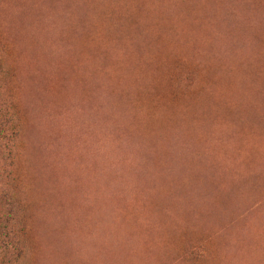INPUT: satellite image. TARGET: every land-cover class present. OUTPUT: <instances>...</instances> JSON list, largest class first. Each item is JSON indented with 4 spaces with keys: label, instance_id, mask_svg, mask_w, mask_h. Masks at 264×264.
<instances>
[{
    "label": "trees",
    "instance_id": "obj_1",
    "mask_svg": "<svg viewBox=\"0 0 264 264\" xmlns=\"http://www.w3.org/2000/svg\"><path fill=\"white\" fill-rule=\"evenodd\" d=\"M31 1V2H30ZM89 1L91 2L92 1V3H89ZM94 1V2H93ZM115 1H117V0H81L80 2H79V4H77L76 5V9L74 10V14L71 16V20H70V22L68 23V25H67V27L66 28H63V42H64V44H65V47H66V49H65V51L63 52V54L62 55H58V56H54V55H49V49H48V51L45 49L46 48V42L45 41H47V40H44V39H41V37H43V35L41 34V32H40V19H39V9H38V11L35 9V7H32L33 5H32V0H0V264H28V262H29V259H28V253H29V251H30V253L31 252H34V260H35V249L37 248L38 250H39V244H38V242H37V240H33V241H31V239H30V231L32 230L33 231V229L35 228V225L34 224H39V220H41V218H40V216H39V214H40V210L41 209H43L44 208V203H46V202H48V199L46 198V193L48 192V190H46V188L47 187H45V185L43 184V182L39 179V176L37 175V173H36V163H35V159H36V157H37V154H38V157H39V159H40V154H39V147L37 146V145H35L34 143H33V139H36L37 137H35V136H37V126L39 125V123H38V121H37V119H36V116H37V114H38V111H40V109L41 108H44V107H47L48 108V106L50 105V100H48V97L47 96H44L43 94H42V92H41V94L39 95V89L36 87H34L31 83H29V81H30V78H28V77H32V80L31 81H33V79H35L34 78V75L37 77L39 74L41 75H39V77L40 78H44V79H46V78H48V76H50L49 74H47L48 73V69L46 68V67H42L41 69L39 68V67H41L40 65H38V64H36L35 63V61L38 59L37 57H39L40 58V56H42V54L43 53H46V54H48V56H47V60H49V58L51 59V62H56V64H57V66L58 65H60V66H63L62 65V62L64 61V60H68L67 62L68 63H70V60L71 61H73V63L74 64H72V67L73 68H71V66H69L66 70H65V72L63 73L64 74V76H63V81L65 82H63V84H62V86H61V88H60V91H59V89H57V91H58V93H62V94H64V93H66L65 91H67V89L70 87V85H72V83H76V86L77 87H79L80 89L82 88V87H87V85H85L86 84V82H89V81H86L87 79H91V74L93 75V73H95L96 71H98V70H100V65L101 66H104L105 68H106V70H110V71H107V74H106V79H107V81L109 82L108 83V85L111 87L112 85V87H113V89H115L116 90V87H115V85H116V82H118V79L120 78V79H123V83L121 84V86H120V89L122 88V91H123V93H122V91L121 92H119V94H120V96H122L124 93H125V91H126V94H124V96H122V100L120 99V98H118L119 100V102L116 100V101H114V102H118V104H119V106L121 105V106H123V104L125 103V105L123 106V107H125L126 109H127V111L129 110L130 112H128L129 113V117H130V120H128L129 118L127 117V121H128V126L131 124V126H133V127H131V128H129L128 127V129H129V131H131V134H133V136H136V138L137 139H141V140H143L144 139V141L146 142L147 141V143L148 144H150V145H155L158 149L161 147V149H159V151H160V153H162V160L161 161H163L164 162V160H165V158L166 157H164L165 155L166 156H168V155H170V153H169V151H168V148H166L167 147V142H169L170 140L169 139H171V138H173L174 136H177V135H181V138H183V136L188 140V142L190 143V144H192V150L193 151H190V152H187V153H182V154H180L179 156H178V158H175L174 157V155L173 156H171V161L172 162H174V159L178 162V165H177V169H176V171L174 172V173H172L171 174V180H170V182L168 181V180H165V179H158V181L160 180V183L157 181V183H156V181H155V185H153L152 187H151V189L149 190V191H147L146 192V195H145V201H144V205L145 204H147V206H150V208H154V212L155 213H153V216H151V214H149V213H146V211L141 207H139L138 205H132L131 203H135L136 201H138V200H140V199H142L141 197L139 198L138 196H137V198L135 199V201L134 200H131V201H129V202H127V203H125V206L124 205H122V204H120L119 205V210H120V216L117 218V221H118V223L119 224H122V225H124V224H134V225H136V224H163V222H164V224H185V222H192L193 220H192V218H191V216L190 215H192V213H191V210H193V207H192V205H191V191H192V189H193V186H194V184L196 183L195 181H198V182H202L203 184H205V186L207 185V179L209 178V175L211 176V175H214V176H218L219 175V177L221 178V179H224V177L226 178L227 176H229V175H231L229 172H227L224 168H223V164H224V161L222 160V159H220V154H222V155H224L225 156V158H229V159H232V150L233 149H229L232 145L231 144H233L235 147L234 148H236L239 152H243V149H244V151L245 152H243V156H242V158H243V160L245 159L246 160V158L247 159H249L250 160V163L248 162L249 160H246L247 162H248V164H247V162L246 163H243V166H244V171L246 172L244 175H245V179L244 180H247V182H245V183H242V184H240V185H236L235 186V182H234V176H230V178L228 179V183H229V185H230V187H229V185L227 186L229 189H228V192H231L230 193V195H232V197L233 196H244L246 193H247V191H253V192H255V191H259V190H262V191H264V176L261 178H259V175L261 174V173H264V163H262V165L260 164V162L259 161H261V160H263L264 161V158L263 159H260L262 156L264 157V138L262 137V136H264V129H263V127H264V117L262 118V116H261V114H264V75L262 74V72L264 71V0H174V2H180L181 4H184V5H186L187 3H188V6L190 7V9L191 10H193V8H196V10L201 14V16L203 17L202 18V27H203V30H204V34L205 35H203L204 37H205V39H194V37L192 36L191 38H186V37H190L191 35H190V29H188V25H186V26H184L185 24H182V25H180V24H178V23H180V21L179 20H177V19H175V18H173L172 17V19H171V17L169 16H166V19H165V21H164V23L167 21V25H164V27L166 26H168V29H170V31H174L175 32V34H176V32H177V34L176 35H178L177 37L174 35V36H172V34L174 33V32H170L169 30H165L166 32H170V34H169V36L170 37H167V35H168V33H166L164 30H163V28L162 29H160L161 31H160V33H158L159 32V29L158 28H161L160 26V24H158L159 22H156L157 24H156V26H155V29L158 31H156L155 29H152V28H154V26L153 25H155V23L152 25V23L154 22V20H152V19H149L150 21H151V25L150 24H147V23H149L148 21H147V19L148 18H150V17H148V18H146V19H144L145 17H146V15L148 14L147 13V11L146 10H144V9H142L141 8V2L142 3H146V0H121V1H119L118 0V2H115ZM128 2L129 3V1H130V3L128 4H126L125 2ZM148 1V0H147ZM182 1V2H181ZM185 1V2H184ZM194 1V2H193ZM204 1V2H203ZM50 2V3H49ZM47 1V4L48 5H50V6H52V3H51V1ZM112 2H113V4H112ZM136 2H138V3H136ZM197 2V3H196ZM207 2V3H206ZM27 3V4H26ZM29 3V4H28ZM116 3V4H115ZM136 3V4H135ZM202 3V4H201ZM263 3V4H262ZM94 4H95V6H94ZM108 4V5H107ZM110 4V5H109ZM115 4V5H114ZM138 4H140L139 5V9H138ZM27 5V6H26ZM100 5V6H99ZM104 5H106V7L108 8H106ZM111 5L113 6V7H111ZM194 5V6H193ZM198 5V6H197ZM200 5V6H199ZM201 5H202V7H201ZM209 5H211V6H209ZM193 6V7H192ZM196 6V7H195ZM212 6H214V7H212ZM32 7V8H31ZM81 7H82V10H81ZM100 7V9H98ZM105 7V8H104ZM207 7H208V9H207ZM25 8V9H24ZM77 8H79V9H77ZM219 8V9H218ZM109 9H112V10H109ZM115 9V10H114ZM203 9V10H202ZM206 9V11H204ZM226 9V10H225ZM77 10V11H76ZM140 10H143V11H146V12H143L142 11V14L145 16H142V17H144L143 19L144 20H146V25H145V21H142L141 22V20L140 19H142V17L139 15L141 12H140ZM214 12H213V11ZM251 10V11H250ZM107 11V12H106ZM111 11V13H109ZM223 11H224V13H223ZM23 12V13H22ZM38 12V13H37ZM77 12V13H76ZM22 13V14H21ZM107 13H109V15H107V16H105ZM147 13V14H146ZM215 13V14H214ZM230 13V14H229ZM233 13V14H232ZM33 14H35V15H33ZM141 14V15H142ZM154 14L155 13H153V16H154ZM204 14H205V16H204ZM227 14H228V16H231V15H233L232 17H227ZM112 15V16H111ZM135 15H137V18H134V16ZM208 15V16H207ZM214 15V16H213ZM222 15H223V17H222ZM17 16V17H16ZM35 16V17H34ZM38 16V17H37ZM76 16V17H75ZM105 16V18H103V17ZM108 16H109V19H110V22H109V19H108ZM147 16H151V12H149V14L147 15ZM211 16V17H210ZM218 16L219 17H221V18H218ZM257 16V17H256ZM83 17V18H82ZM133 17V18H132ZM170 19V20H167L168 18ZM225 17H226V19H225ZM234 17H235V19H234ZM15 18V19H14ZM22 18V19H21ZM77 18V19H76ZM78 18H79V20H78ZM95 18V19H94ZM97 18V19H96ZM99 18L101 19V20H103V23H101L102 21L101 20H99ZM130 18H132L133 19V21H132V19H130ZM140 18V19H139ZM211 18H212V20H211ZM229 18H231V19H229ZM246 18V19H245ZM250 18H252V19H250ZM34 19H36V20H34ZM136 19L137 20H139V21H136ZM208 20V21H206V20ZM210 19V20H209ZM219 19H220V21H219ZM225 19V20H224ZM229 19V20H228ZM237 19V20H236ZM240 19V20H239ZM242 19H244L245 20V22H244V20L242 21ZM17 20V21H16ZM20 20H21V22H20ZM96 20H97V22H96ZM203 20H204V22H203ZM215 20V21H214ZM217 20H218V22H217ZM237 22H236V21ZM28 21V22H27ZM73 21H74V23H73ZM99 21V22H98ZM108 21V22H107ZM129 21H130V25H129ZM134 21H136V24H140L139 26L138 25H136V27H135V25L133 26V24H135V22ZM168 21H170V22H172V25L174 26V24H173V22L174 23H177L178 24V26L175 24V26L174 27H172V25H169L168 23H170V22H168ZM179 21V22H178ZM206 21V22H205ZM231 21V23L232 24H234V26H232V24L230 23V25H229V22ZM26 22H27V24H26ZM30 22H32L31 24H30ZM34 22H35V24H34ZM90 22H92V25H91V23ZM132 22H134L133 24H132ZM138 22V23H137ZM141 22V23H140ZM87 23H88V26H87ZM113 24V28H114V26L116 25V29H117V31L116 30H113V28L112 27H110V25L111 24ZM122 23V24H121ZM123 23H126V24H123ZM205 23V24H204ZM221 23H222V25H221ZM242 23V26H241V28H240V24ZM29 24V25H28ZM34 24V25H33ZM71 24V25H70ZM109 24V26H107ZM141 24H142V27H140L141 26ZM171 24V23H170ZM245 24V25H244ZM252 24V25H251ZM36 25V26H35ZM73 25H75V26H73ZM101 25V26H100ZM123 25H125V26H123ZM144 25V26H143ZM180 25V26H179ZM217 25V26H216ZM239 27H238V26ZM28 26V27H27ZM77 26V27H76ZM108 27V28H106L105 30L106 31H108V32H105V30H104V28L105 27ZM150 26H151V31H149L148 29L150 28ZM157 26H159V27H157ZM169 26H170V28H169ZM179 27L178 29H176L175 27ZM181 26H183L182 27V29H183V31H185L186 32V35H185V33L182 31V32H180V28H181ZM211 26V27H210ZM245 26H247L246 28H245ZM254 26V27H253ZM27 27V28H26ZM29 27L31 28V29H29ZM36 27V28H35ZM73 27V29H70V28H72ZM90 27H92V28H90ZM118 27H120V28H122V29H120V30H127V31H125V32H121L119 29H118ZM137 27L140 29V31H138L137 30ZM145 27H148V28H145ZM162 27H163V25H162ZM212 27H214V29L212 28ZM217 27H218V29H217ZM236 27H237V29H236ZM33 28V29H32ZM80 28H81V30H80ZM111 28V29H110ZM114 28V29H115ZM125 28H127V29H125ZM132 28V35L129 33L130 31V29ZM135 28V29H134ZM145 28V29H144ZM171 28H172V30H171ZM173 28H175L177 31H175V29H173ZM243 28H245L246 30H245V33H243ZM23 29V30H22ZM24 29H25V31H24ZM27 29V30H26ZM100 29H101V31H100ZM108 29V30H107ZM129 29V30H128ZM147 29V30H146ZM165 29V28H164ZM181 29V30H182ZM209 29H210V31H211V33H209L210 31H209ZM229 31H228V30ZM20 30V31H19ZM76 30V31H75ZM90 30V31H89ZM92 30V31H91ZM97 30H98V32H97ZM110 30V31H109ZM114 31V32H112V36H111V31ZM136 30H137V32L138 33H140L139 35H141V39L143 40L144 39V41H142L141 39H138L139 37V35H134V34H136L135 32H136ZM143 30H146L145 32H143ZM152 30H155V31H152ZM179 30V31H178ZM216 30V31H215ZM236 30V31H235ZM254 30H255V32H254ZM32 31V32H31ZM78 31V32H77ZM83 31L85 32V33H83ZM104 31V32H103ZM129 31V32H128ZM149 31V32H148ZM162 31H164V37H161L162 35H161V33H162ZM218 31V32H217ZM221 31H222V33H221ZM24 32V33H23ZM69 32V33H68ZM95 32V33H94ZM104 34H103V33ZM127 32V33H126ZM134 32V33H133ZM180 34H179V33ZM253 32H254V34H253ZM259 32V33H258ZM27 33H30V34H27ZM39 33L41 34V35H39ZM68 33V34H67ZM110 33V34H109ZM113 33H121V34H123L124 36H122L121 37V39H119L120 38V34L118 35V34H113ZM127 35H126V34ZM145 35H147V33H152V35L150 34V35H147V36H145V37H142L144 34ZM153 33H156L155 35H156V37L159 35V37L161 38V39H163L164 38V40L165 39H167L166 41H172V45L174 46V47H172L171 46V49L173 50V51H176L177 52V50L175 49L176 47L175 46H177V48L179 47L177 44H175V42H180L179 40H184L182 43H185V44H190L191 45V47H190V49L188 48L189 47V45H181V46H184V48H185V50H184V48L182 49V47L178 50V54H173L172 53V55L171 56H173V55H178V56H176V57H178V58H175V56H173L172 58H175L176 60L178 59V61L177 62H174L173 63V60L174 61H176L175 59H172L170 56H167V55H170V54H168L169 53V51L168 52H165V51H163V52H165V53H161V56H160V51L158 50V53H156V50L158 49L157 48V46L155 45V53H156V56H155V54H154V52H152V51H154V50H152V48H154L152 45V43H154L153 42V37L152 36H155ZM188 33H189V36H188ZM216 34V38L218 37V36H221L222 38H220V39H218L217 38V40H218V42L219 43H217V40L214 38V36H215V34ZM224 33H225V35H224ZM232 33V34H231ZM36 35V36H38V40H36L35 42H37V44H38V47H37V49H39V47H40V49H39V51L37 50V52H39L38 53V55H36V49H34L35 47H33L32 45H33V36L32 35ZM163 34V33H162ZM217 34H218V36H217ZM246 34V35H245ZM18 35V36H17ZM22 35V36H21ZM64 35H66V37H64ZM71 35V36H70ZM78 35V36H77ZM107 35H109V36H107ZM113 35H114V38H113ZM115 35H116V40L114 41V39H115ZM126 35V36H125ZM180 35L183 37H180ZM186 37H185V36ZM32 36V37H31ZM132 36H136L137 38H133V42L134 41H137V39H138V42H137V44H135V42H134V44L136 45V47H134L132 44H133V42H132ZM166 36V37H165ZM227 36V37H226ZM75 37V38H74ZM119 37V38H118ZM127 37H130L129 39L127 38ZM149 37H151V39L149 38ZM171 37H172V39L173 40H176V41H173L172 39H171ZM173 37H176V38H178L179 37V40H177L176 38L174 39ZM235 37V38H234ZM242 37V38H241ZM27 38V39H26ZM66 38V39H65ZM69 38H70V40H69ZM111 38V39H110ZM118 38V39H117ZM122 38H125L124 40L122 39ZM150 39L148 42L150 43H147V41H146V39ZM180 38H182V39H180ZM186 38V39H185ZM203 38V37H202ZM230 38V39H229ZM252 38V39H251ZM17 39V40H16ZM103 39L105 40V42L103 41ZM106 39H108V42H110V43H108L107 41H106ZM134 39H136V40H134ZM169 39V40H168ZM191 42V40L193 41V43H195V42H203L202 44V48H208V50H207V48L206 49H201L202 51H200L201 53L200 54H203V55H201V56H199L198 54H199V52L197 53L196 51L198 50V48H197V46L194 44V49H192V47H193V43L191 42H189L188 40ZM210 39L213 41V43L211 44L210 42ZM244 39V40H243ZM42 40V41H41ZM69 40V41H68ZM74 40V41H73ZM76 40V41H75ZM77 40H78V42H77ZM101 40V41H100ZM110 40V41H109ZM113 40V41H112ZM119 40V41H118ZM121 40L123 41V42H121ZM129 40V41H128ZM131 40V41H130ZM143 42H141V41ZM187 40V41H186ZM205 40L207 41V43L208 44H206L205 43ZM216 40V43L214 42ZM220 40V41H219ZM239 40V41H238ZM70 41L72 42V45L70 44ZM119 42V43H116L115 44V42ZM128 41V43L130 42H132L131 44L129 43H127V45H129V46H131L132 48H129V47H126V46H124L125 48H123L122 46L123 45H121V44H124V45H126L124 42H127ZM210 41V42H209ZM227 41H228V44H227ZM254 41V42H253ZM39 42V43H38ZM42 42V44H40ZM75 42L76 43H78V46H74V44H75ZM100 42V43H99ZM103 42V43H102ZM108 44H107V43ZM121 42V43H120ZM144 42H146L145 44H146V46H144L145 44H144ZM180 42V43H181ZM189 42V43H188ZM238 42V43H237ZM245 42H246V44H245ZM26 43V44H25ZM71 45V46H73L72 48H71V46H68L67 47V45H69V44ZM74 43V44H73ZM80 43V44H79ZM102 43V44H101ZM115 44V47L116 48H119L118 49V51L121 53V55L124 57V60L126 59V57L128 56V55H130V56H128L127 58H129V60L127 59L126 60V62H128V61H130L129 63H125L124 62V64H123V66L121 67V63H123V61L124 60H122L121 58V60H119V56H121L120 54H118L119 52L118 51H116L117 49L116 48H114V46H112V45H114ZM140 43V44H139ZM171 43V42H170ZM180 43H178V44H180ZM181 43V44H182ZM220 43H222L221 45H219L218 46V44H220ZM229 43H231L230 45H229ZM242 43V44H241ZM251 44L250 46H249V44ZM253 43V44H252ZM45 44V45H44ZM67 44V45H66ZM84 44V45H83ZM105 44V45H104ZM118 44H120L121 46H119ZM141 44H144V45H141ZM149 44V45H148ZM152 44V45H151ZM206 44V45H205ZM213 44L216 46L215 48L219 51V55H220V59H222V57H223V59H225L223 62V64H222V62H221V60H219V56H218V52H217V54L215 53V51H217L216 49L213 51V50H211V47H208V46H211L212 45V49L214 48V46H213ZM224 44V45H223ZM235 44V45H234ZM245 44V45H244ZM12 45V46H11ZM26 45V46H25ZM44 45V46H43ZM75 45H77V44H75ZM79 45H81L82 47H83V49H81V50H79L80 49V47H79ZM94 46V48H92V47H90V46ZM103 45V46H102ZM109 45H111L115 50L114 51H112L113 50V48H111V47H109ZM116 45H118V46H116ZM226 45V46H225ZM229 45V46H228ZM237 45V46H236ZM248 45V46H247ZM254 47H253V46ZM107 46H108V48H107ZM142 46V48L140 49V47ZM188 46V47H187ZM205 46V47H204ZM218 46V47H217ZM221 46H223L222 48H221ZM239 46V47H238ZM242 46H243V49H242ZM13 47V48H12ZM15 47V48H14ZM78 47H79V49H78ZM120 47H122V48H120ZM144 47H145V49H144ZM147 47H149V48H147ZM219 47H220V49L222 50H220L219 49ZM227 47V53H223V51H225V48ZM252 48V50L251 49H249V48ZM21 48V49H20ZM27 48V49H26ZM42 48V49H41ZM48 48H49V46H48ZM73 48H76L75 49V51L73 50ZM109 48H111L110 50H109ZM128 48V49H127ZM134 48L135 49H137V50H135V52H137L138 53V50H139V53L137 54V53H135L134 54V59H136L135 58V56L138 58V59H140V57L139 56H143L142 58V60L143 61H141V62H143V63H140L139 65H138V70L135 68V66H134V64L138 61L137 59L134 61V59L132 58V52H130L131 54H129V50H133L134 51ZM151 48V50H149ZM157 48V49H156ZM174 48V49H173ZM188 48V51L186 50ZM197 48V49H196ZM246 48V49H245ZM247 48H248V50H247ZM255 48H257L256 50H255ZM29 49V50H28ZM71 49V50H70ZM79 50V54H78V52H76V51H78ZM87 49V50H86ZM90 49V50H89ZM95 49V50H94ZM120 49H121V51H120ZM122 49H124L123 50V53H122ZM146 49H147V51H149V53L146 51ZM171 49H170V51H171ZM196 49V50H195ZM200 49V48H199ZM233 49H234V51H233ZM238 49V50H237ZM14 50V51H13ZM70 50V51H69ZM73 50V52L71 53V51ZM93 50V51H92ZM126 50V52H124ZM131 50V51H132ZM142 52H141V51ZM145 50V52H143ZM185 53V51H187L186 52V54L188 53V55L187 56H191V57H188V60H186L187 58V56H185V54L184 53H182V51ZM189 50L191 51L192 50V53L193 54H191L190 52H189ZM193 50H195V51H193ZM204 50V51H203ZM206 50H207V52H206ZM229 50V51H228ZM235 50H236V52L239 54V57L241 56V58H243L242 60L241 59H239L240 61H238V59L237 58H239L238 57V54L235 52ZM240 50V51H239ZM244 50V51H243ZM246 50H247V52H246ZM24 53H23V52ZM41 51V52H40ZM83 51H85V54H84V52ZM172 51V52H173ZM199 51V50H198ZM211 51V52H210ZM243 52V53H239V52ZM252 51V52H251ZM260 51V52H259ZM66 52V53H65ZM111 52H113V53H111ZM119 55H117L116 57L118 58H116V57H114L115 55H116V53ZM150 52H152V53H150ZM162 52V51H161ZM194 52H195V56H194ZM202 52H204V53H202ZM209 52V53H208ZM213 52L215 53V54H213ZM230 52H234L233 54L232 53H230ZM259 52V53H258ZM20 55H19V54ZM67 53L69 54V55H67ZM75 53V54H74ZM89 53V54H88ZM102 53H105V54H102ZM108 53H109V55H108ZM143 53V54H142ZM144 53L147 55V56H149V57H146V55H144ZM148 53V54H147ZM167 53V54H166ZM171 53V52H170ZM175 53V52H174ZM220 53H222V54H224V55H222V54H220ZM231 54L230 55V57L228 58V56H229V54ZM236 53V56L234 55ZM252 53V54H251ZM263 53V54H262ZM15 54V55H14ZM17 54V55H16ZM33 54H35V55H33ZM41 54V55H40ZM73 54V55H72ZM79 55L80 57H81V55L83 56V57H79V56H77V55ZM93 54V55H92ZM114 54V55H113ZM127 55V56H124V55ZM153 54V55H152ZM183 54L184 55V57L186 58L185 60H186V62H185V60H184V58L182 59V57H183V55L181 56V55ZM204 54L205 55H207V56H205V57H207V58H209V60H206V58H204V57H202V56H204ZM209 54H210V56H209ZM227 54V56H225ZM12 55H13V57H12ZM22 55V56H21ZM25 55V56H24ZM66 55V56H65ZM71 55V56H70ZM103 55H105V56H103ZM108 55V57L106 58V56ZM139 55V56H138ZM150 55H152V56H150ZM166 55V56H165ZM197 55L199 56V57H201L202 59L200 60L199 59V57L197 58ZM211 55L213 56L212 58H211ZM234 55V56H233ZM243 55H244V57H243ZM250 55H252V56H250ZM256 55H258V57L257 58H255L256 57ZM17 56V57H16ZM36 56V57H35ZM51 56V57H50ZM76 56V57H75ZM90 57V59H89V57ZM103 56V57H102ZM111 56H113L114 57V59H111V58H113V57H110ZM121 56V57H122ZM153 56H155V58L156 59H160V57H161V59L159 60V61H157L156 62V59L153 57ZM157 56H160V57H157ZM163 56V57H162ZM192 56H194V58L192 57ZM209 56V57H208ZM235 57V58H233V57ZM247 56V57H246ZM249 56V57H248ZM30 57H34V62H32L31 61V59H30ZM53 57H55V58H53ZM79 57V58H78ZM88 57V58H87ZM100 57V58H99ZM102 57V58H101ZM122 57V58H123ZM130 57H131V59H130ZM146 57V58H145ZM154 58L155 60H153L152 58ZM165 57V58H164ZM181 57V58H180ZM216 57H218V59L216 58ZM225 57V58H224ZM28 58V59H27ZM53 58V59H52ZM60 58H62V59H60ZM64 58V59H63ZM70 58V59H69ZM74 58V59H73ZM83 58V59H82ZM104 58H106V61H105V59ZM149 58L150 59H152V60H150V62H151V64L152 65H155V68L154 69H152V71L154 70L155 71V69H156V67L158 66V68L156 69V73H157V71H158V69H159V71H160V69L162 68V69H164L165 70V73H164V75L165 76H169V77H165V78H168L166 81H165V78H164V76L163 77H160V76H158V73H157V76L155 77V74L152 72V74H154V77L156 78H154L153 79V75L151 74L150 75V73H151V68L153 67H150L151 66V64H149ZM164 58V59H163ZM171 58V60L170 61H172V62H170V61H168L169 59ZM191 58V59H190ZM260 58V59H259ZM26 59V60H25ZM57 59H58V63H60V64H58L57 63ZM98 59L100 60V59H104L103 61H104V63H103V65H102V61L100 60V61H98ZM107 59H109L110 61H107ZM116 59V60H115ZM148 59V60H147ZM165 59H166V61H165ZM181 59V60H180ZM190 59V60H189ZM222 59V60H223ZM231 59H233V62L231 61ZM249 59H251V60H249ZM259 59V60H258ZM17 62H16V61ZM21 60V62H19ZM24 60V61H23ZM47 60H45V61H47ZM53 60V61H52ZM61 60H63V61H61ZM75 60V61H74ZM76 60H77V62H76ZM118 60H119V63L117 64V65H120L119 67H121V68H117L118 66L117 65H115V66H113L114 64H115V62H118ZM132 60V61H131ZM191 60H193L194 62H192ZM196 60H198V61H196ZM212 60V61H211ZM218 60V61H217ZM247 60V61H246ZM27 61H28V63L29 64H27ZM111 61H112V66L111 65H107V64H110L111 63ZM120 61H121V63H120ZM145 61V62H144ZM153 61V62H152ZM161 61V63H159V65H156V63H158V62H160ZM167 61L169 62V63H167ZM182 61V62H181ZM206 61V62H205ZM228 61V62H227ZM237 61V63H235ZM252 63H251V62ZM23 62V63H22ZM76 62V63H75ZM82 62V63H81ZM132 62V63H131ZM146 62H148V63H146ZM155 62V63H154ZM163 62H165V64H167L166 66H163V65H165ZM180 62H181V64H180ZM190 62V63H189ZM192 62V63H191ZM198 62V63H197ZM208 62H210V63H212L213 62V64H220L219 66L220 67H222V69H224V71L227 69V68H229L230 66H232L233 64V67L231 68H229V69H227L226 71H228V73L229 72H231L230 73V75L232 76V78L230 77L229 78V80H231L233 83H231V81L229 82V84H220L219 82H218V80L217 79H215L214 77H216V76H213L212 77V79L211 78H209L208 79V76H207V74H208V72H209V65H208ZM243 62H245L244 64H242ZM247 62V63H246ZM249 62V63H248ZM257 62V63H256ZM19 63V64H18ZM25 63V64H24ZM78 63H80V64H78ZM101 63V64H100ZM114 63V64H113ZM134 63V64H133ZM154 63V64H153ZM172 63H173V65H172ZM185 63H188V65H186ZM194 63V64H193ZM195 63H197V64H195ZM201 63H203L201 66H200V64ZM228 63V64H227ZM229 63H232V64H229ZM241 63V64H240ZM17 65V67H16V65ZM37 65L38 67V69H40L39 71H37L38 72V74H37V72H35L34 71V65ZM88 64V65H87ZM131 65V66H134V67H132V72L131 73H133L134 72V69H135V72L132 74L133 76H134V74H136V76L137 75H141V84L138 82V80H140V79H138V77L139 76H135V78L134 77H132L131 76V73H130V68H131V66H129L128 67V65ZM142 64H144V66L142 67ZM149 65L148 67L146 66V65ZM183 64V65H182ZM226 64V65H225ZM237 64V65H236ZM239 64V65H238ZM248 64H249V66H248ZM251 64H253L252 66H256V65H259V64H261V65H259V66H256V68L254 67H251ZM254 64H256V65H254ZM22 65V66H21ZM74 65H76L75 67H74ZM98 65V66H97ZM140 65H141V67L143 68V69H139L140 68ZM160 65L161 66H163V67H161V68H159L160 67ZM206 65V66H205ZM229 65V66H228ZM21 66V67H20ZM44 66V65H43ZM82 66V67H81ZM107 66V67H106ZM110 68H114V67H116V68H114L115 70H116V72H115V70L113 71V72H115V73H111V71H112V69H110ZM168 66V67H167ZM235 66V67H234ZM238 66L240 67L239 69H241V71L239 72L238 70V72L236 71V69L238 68ZM244 66L246 67L247 66V68H244ZM261 66V67H260ZM14 67V68H13ZM20 67V68H19ZM64 67V66H63ZM98 67V68H97ZM145 67H146V69H148V71L145 69ZM165 67V68H164ZM167 67V68H166ZM170 67H172V69L170 68ZM225 67H227V68H225ZM237 67V68H236ZM250 67V68H249ZM258 67L260 68V69H258ZM27 68V69H26ZM32 68V69H31ZM71 68V69H70ZM85 69V71H83L84 69ZM96 68V69H95ZM125 68V69H124ZM149 68H150V71H149ZM236 68V69H235ZM253 69V70H251V72L249 73V69ZM43 69V70H42ZM44 69H46V70H44ZM69 69L70 70H73L72 72H71V74L69 75V76H72L71 78L70 77H68V79H67V75H68V73H67V71H69ZM119 69V70H118ZM122 69V70H121ZM123 69H124V71H123ZM126 69H127V71L129 72L128 73V75H127V77H126V74H127V72H125L126 71ZM171 71H169V70ZM175 69V70H174ZM235 69V70H234ZM255 69H256V71H255ZM262 69V70H261ZM29 70H31L32 72H30ZM91 70V71H90ZM95 70V71H94ZM141 70H143V72H145L146 71V73L148 72V74H146V76H148V77H150L152 80H153V85L155 86H157V90L158 91H160V89H161V94L158 92V91H155L156 90V87H154L151 83H152V81H151V79L150 78H148V79H146V77L144 78V80L142 81V77L144 76L143 74L144 73H140V72H142ZM145 70V71H144ZM168 70V71H167ZM248 72H247V71ZM259 70V71H258ZM42 71V72H41ZM93 71V72H92ZM117 71H119V72H117ZM122 71V72H121ZM173 71V72H172ZM177 71V72H176ZM225 71V72H226ZM237 72V73H239V74H237L236 75V73H235V75H233L234 74V72ZM243 71V73H241ZM13 72V73H12ZM34 72V75L32 74ZM40 72V73H39ZM45 72V73H44ZM47 72V73H46ZM74 72V73H73ZM78 72V73H77ZM82 72V73H81ZM90 72H92V73H90ZM167 72H169L170 73V75H169V73H167ZM174 72L176 73V74H174ZM253 72V73H252ZM258 72H260V74H258L259 76H260V78L259 77H257L258 75H256ZM22 73H23V75H22ZM36 73V74H35ZM76 73V76L74 75ZM110 73L113 75H110ZM138 73V74H137ZM167 73V74H166ZM207 73V74H206ZM246 74V73H249V74H252V75H250L251 77L252 76H255V79H254V77L253 78H250V76H248V75H246V77H243L242 76V74ZM264 73V72H263ZM67 74V75H66ZM81 74V75H80ZM89 74H90V76H89ZM116 74V75H115ZM241 74V75H240ZM18 75V76H17ZM26 75H27V77H26ZM29 75V76H28ZM53 75V74H52ZM66 75V76H65ZM84 75V76H83ZM88 75V76H87ZM94 75H97V76H99L98 74H94ZM115 75V76H114ZM143 75V76H142ZM150 75V76H149ZM261 75H263L262 77H261ZM20 76V77H19ZM46 76V77H45ZM85 76H87L86 77V80H85ZM122 76V77H121ZM236 76V77H235ZM247 76H248V79H246L247 78ZM80 78V80H79V78ZM113 77V78H112ZM119 77V78H118ZM129 77V78H128ZM131 77L133 78V79H131ZM160 77V78H159ZM172 77V78H171ZM240 77H241V79L242 80H240ZM20 78V79H19ZM27 80H26V79ZM70 78V79H69ZM75 78H77V79H75ZM116 78H118V79H116ZM158 78H159V80H161V78H163L162 79V83L164 84L165 82V84L163 85V84H160L161 82H159V80H158ZM170 78V79H169ZM234 78V79H233ZM19 79V80H18ZM23 79V80H22ZM25 79V80H24ZM65 79V80H64ZM113 79V80H112ZM127 79V84L125 85L124 83H126L125 82V80ZM134 79H136L137 80V82H136V80H134ZM150 79V80H149ZM235 79H237V80H235ZM244 79H245V81H244ZM249 79H253V80H251V81H249ZM258 79V80H257ZM69 80H70V82H69ZM84 80V81H83ZM129 80H130V83L131 82H133V83H131V84H133V87L136 85V84H138L139 83V85H141L142 86V84L144 85L143 87H141V88H143V89H145V91H143V89H141V88H139L137 85H136V89H134L132 92H134L133 94L131 93V90L133 89V88H131L130 86H131V84L129 85L128 83H129ZM132 80H134V81H132ZM146 80V81H145ZM148 80V81H147ZM164 80V81H163ZM171 80V81H170ZM255 80H257V81H255ZM14 81V82H13ZM25 81V82H24ZM68 81V82H67ZM155 81H157V82H155ZM170 81V82H169ZM172 81H174V82H172ZM208 81V82H207ZM214 81V82H213ZM237 81H240V82H238V84H237ZM247 81V82H246ZM260 81V83H258L259 85L257 86V82H259ZM29 83V85H28V83ZM67 82V83H66ZM77 82H79V83H77ZM145 82V83H144ZM148 82L150 83V84H148ZM159 82V83H158ZM236 82V83H235ZM246 83V84H244V86H243V83ZM16 83V84H15ZM23 83H26V85H27V87H25L24 88V86H23ZM34 83V82H33ZM147 83V84H146ZM157 83V84H156ZM169 83V84H168ZM176 83V84H175ZM206 83H207V85H206ZM209 83V84H208ZM252 83V84H251ZM22 84V85H21ZM112 84V85H111ZM135 84V85H134ZM160 84V85H159ZM168 84V85H167ZM178 84V85H177ZM219 84V85H218ZM249 84H251V85H249ZM19 85V86H18ZM21 85V86H20ZM126 86V87H124L123 88V86ZM147 85V86H146ZM166 85L168 86V87H166ZM171 85V87H169ZM209 85V86H208ZM245 85H247V86H245ZM18 86V87H17ZM30 86V87H29ZM82 86V87H81ZM129 86V87H128ZM149 86V87H148ZM151 86H153L154 88H155V90H154V88L153 87H151ZM159 86H162L163 87V89L162 88H159ZM165 86V87H164ZM205 86L207 87V88H205ZM217 86V87H216ZM220 86V87H219ZM224 86V87H223ZM235 86H237V87H235ZM248 86H250V87H248ZM42 87H44V86H42ZM59 87H60V84H59ZM63 87V88H62ZM111 87V88H112ZM127 87H128V89H127ZM137 87L140 89V90H142V94L143 93H145V94H143V95H145L144 97H142V94H141V92H140V90L138 91L137 90ZM148 87V88H147ZM150 87L151 88H153V90L151 89V93L153 94V97H152V101L150 102V100H149V98L151 99V97H147V95H151V93H150V91L148 92V89L150 90ZM176 87H178V88H176ZM223 87V88H222ZM228 87V88H227ZM236 89H238V90H236ZM247 87V88H246ZM254 87H256V89L258 90V92H259V94H258V92H257V90L255 91L254 90ZM20 90H19V89ZM29 88V89H28ZM65 88V89H64ZM135 88V87H134ZM147 88V89H146ZM159 88V89H158ZM167 88H169V89H167ZM173 89V91L175 92H173V93H170V92H172V89ZM210 88V89H209ZM211 88H212V90H211ZM220 88V89H219ZM224 88H225V90H224ZM34 89V90H33ZM38 91H37V90ZM44 89H46L45 87L43 88V90ZM61 89H62V91H61ZM63 89H64V91H63ZM126 89V90H125ZM129 89H131V90H129ZM166 89H167V91H166ZM209 89V91H207ZM222 89V90H221ZM242 89V91H244V92H246V93H244V94H242V91H240V90ZM251 89V90H250ZM261 89H262V91H261ZM125 90V91H124ZM130 91L129 93L127 92V91ZM135 90H137L139 93V95L138 94H136L135 92ZM147 90V91H146ZM177 92H176V91ZM206 90V91H205ZM217 90V91H216ZM223 91V92H221V91ZM227 90V91H226ZM28 91V92H27ZM30 91V92H29ZM36 92V98H35V96L33 97V95H32V93L31 92ZM45 91V90H44ZM153 91V92H152ZM163 91V92H162ZM204 91V92H203ZM211 91H213V93L211 92ZM240 91V92H239ZM26 92V93H25ZM146 92H148V93H146ZM159 94H157V93ZM203 92V93H202ZM217 92V93H216ZM220 92V93H219ZM237 92H239V93H237ZM255 92V93H254ZM150 93V94H149ZM157 94V96H156V94ZM169 93V94H168ZM205 93H207L206 94V97H208V95L210 94V93H212V95L210 94V97L209 98H211L212 99V101L211 102H207V101H210V100H208V99H206V97H205ZM219 93V94H218ZM221 93H222V95H221ZM230 93V94H229ZM235 93V94H234ZM237 93V94H236ZM249 93V94H248ZM128 94L129 95H131V97H129L128 96ZM147 94V95H146ZM176 94V95H175ZM200 94H202V96L200 95ZM239 94V95H238ZM242 94V95H241ZM46 95V94H45ZM157 97V99H156V97ZM167 95H169V97L168 98H166V96ZM178 95V96H177ZM220 95H221V97H220ZM231 95V96H230ZM238 95V96H237ZM258 95V96H257ZM259 95H262V97H259ZM20 96V97H19ZM21 96H22V98H21ZM23 96H24V98H23ZM132 96H135L134 97V100H133V97ZM142 97V100L141 99H139V98H136V97ZM159 96L161 97L162 96V99L161 98H159ZM165 96V98H163ZM170 96H171V99H173L174 98V103L175 104H173L172 103V105L170 104V102H172L173 100H171V99H169L170 98ZM191 96H195V97H192L191 98ZM223 96H224V98H223ZM237 96V97H236ZM244 96V97H243ZM249 96V97H248ZM251 96V97H250ZM254 96V97H253ZM28 97H29V99H28ZM43 97V98H42ZM60 97H62V96H60ZM124 97V98H123ZM128 99H127V98ZM140 97V98H141ZM146 97H147V99H146ZM181 98V102H180V100L179 101H177V99H180ZM198 97H200V98H198ZM228 97H230V99L228 98ZM233 97V98H232ZM247 97V98H246ZM41 98V99H40ZM129 98L131 99V100H129ZM258 98V99H257ZM35 99V100H34ZM46 99V100H45ZM125 99H127V100H125ZM136 99V100H135ZM146 99V100H145ZM159 99V100H158ZM169 99V102L168 101H165V100H168ZM183 99H185L184 101H183ZM196 100L197 102L196 103H194V102H192L191 100ZM199 99H200V101H199ZM222 99H224V100H222ZM228 99V100H227ZM256 100V102H254L255 100ZM263 100V102H262V100L259 102L258 100ZM27 100H31L30 102L29 101H27ZM34 100V101H33ZM136 101L135 103H136V107H135V105L133 104L134 102H131L132 103V105H130V102L129 101ZM138 100H141V101H139L140 103V105L139 106H141V102H142V105H143V103H144V105H143V107L141 106V108H143V109H139L138 110V108H140L139 106H137L138 105ZM145 100V101H144ZM164 100V101H163ZM171 100V101H170ZM188 100H189V102H188ZM202 100H205V101H202ZM220 100V102L222 101V102H225L226 101V103L224 104V105H221V107L219 106V107H217V108H215L216 106H218L217 104H215V101H219ZM246 100V101H245ZM38 101V102H37ZM40 101V102H39ZM43 103H42V102ZM126 101V102H125ZM129 103H128V102ZM158 101L160 102V105H159V103H158ZM163 101V102H162ZM183 101V102H182ZM187 103H186V102ZM190 101H191V103H192V105L190 104ZM202 101V102H201ZM252 101V102H251ZM25 102V103H24ZM49 104H48V103ZM113 102V103H114ZM122 102V103H121ZM146 102H148L147 103V105L149 104V106H147L145 103ZM151 103V106L153 107V109H149V107L151 108V106H150V103ZM152 102H154V103H158V105L157 104H154V103H152ZM228 102H229V104H228ZM244 102H246V103H244ZM258 103V105L259 106H257V104L255 105V104H252V103ZM37 103V104H36ZM46 103H47V105H46ZM129 104L128 105V107L129 108H127V104ZM163 103H165V104H163ZM166 103H168V104H166ZM179 103H185V105L184 104H179ZM194 103V104H193ZM198 103V105H200L199 107H197V108H199V109H197L196 108V104ZM200 103H202L203 105L205 104H207L206 106H202ZM209 103H213V104H210V106H209ZM262 103V104H261ZM161 104H163L162 106H161ZM180 106H179V105ZM188 104H190V105H188ZM214 104H215V106H214ZM242 104V105H241ZM246 104H248L247 105V107H245L246 106ZM261 104V105H260ZM34 105V106H33ZM146 105V106H145ZM154 105L156 106V109L157 110H155V107H154ZM167 105V106H166ZM171 105V106H170ZM174 105V106H173ZM187 105H188V107H187ZM212 105V106H211ZM255 105V106H254ZM27 106V107H26ZM28 106H32L31 108H29ZM173 106V107H172ZM177 106H179V107H177ZM181 106H183V107H181ZM191 106V107H190ZM209 106V107H208ZM223 106H225V107H223ZM230 106V107H229ZM23 107V108H22ZM131 107V108H130ZM138 107V108H137ZM157 107H159V108H157ZM163 107V108H165L166 109V114L167 115H169V116H167L166 115V120H164L165 119V117L163 116L164 114H165V109H164V111H163V108L161 109V108ZM180 107H181V110H180ZM187 109H186V108ZM190 107V108H189ZM194 108V110H192L193 108ZM202 107V108H201ZM206 107H208L207 109H206ZM212 107V108H211ZM226 107H228V109L229 108H231V110H228L227 111V108ZM251 107V108H250ZM259 107V108H258ZM261 107H263V108H261ZM124 108V109H125ZM137 108V109H136ZM179 108V109H178ZM184 108V109H183ZM213 108H215L214 110H212V111H214V113L212 112V111H210L209 113V115H208V109H213ZM218 108H222V110H220V109H218ZM244 108V109H243ZM258 108V109H257ZM24 109V110H23ZM34 109V110H33ZM144 109H149V111L151 112H148V110H144ZM174 109V110H173ZM186 109V110H185ZM189 109V110H188ZM204 109V110H203ZM225 109V110H224ZM234 109H235V112H234ZM239 109V110H238ZM242 109V110H241ZM249 109H250V111H249ZM252 109H254V110H252ZM259 110V111H257V110ZM260 109H261V111H260ZM28 110V111H27ZM30 110V111H29ZM137 110V111H136ZM176 110V111H175ZM188 110V111H187ZM196 110H198L197 112H196ZM201 110V111H200ZM218 110H220L219 112H218ZM244 110V111H243ZM132 111H133V114L131 115V113H132ZM139 111V113H137ZM156 111V112H155ZM157 111H159L158 113H157ZM160 111H161V113H160ZM177 111H179V112H181V113H179V112H177ZM183 111H185V112H183ZM223 113H222V112ZM242 111L244 112L243 113V115H242ZM256 111V112H255ZM25 112V113H24ZM28 112V113H27ZM142 112H144V113H142ZM156 113V114H159V118L161 117V114H163L162 115V117L161 118H163L164 117V119H159L160 121H161V124L159 123V121H158V115H156V114H154V113ZM172 112H175V113H173V114H175L176 115V118H175V115H172L171 113ZM196 112V113H198V115H199V117L198 116H196L194 113ZM202 112V113H201ZM205 112V113H204ZM216 112H218V113H216ZM221 112V113H220ZM231 114L230 115V117H229V114ZM231 112V113H230ZM238 112H240V113H238ZM250 112V113H249ZM253 112H255L254 114H252ZM260 112H262V113H260ZM34 113V114H33ZM146 113L147 114H149L150 113V119H148V121L146 120V118H149V117H146L147 115H146ZM185 113V114H184ZM188 113V116L186 115ZM189 113H193L196 117H198V118H196L194 115H191V114H189ZM212 113V114H211ZM221 114L222 116L221 117H225V118H221V117H219V116H217L218 114ZM226 113H227V115H226ZM260 113V114H259ZM25 114V115H24ZM135 114V115H134ZM138 114H140V115H142L143 116V114H144V116L143 117H146V118H144L143 119V117H141L140 115H138ZM154 114V115H153ZM178 114H182L184 117H185V115L189 118H184L182 115H179L178 116ZM203 116V115H205V116H201V115ZM215 114V115H214ZM238 114V115H237ZM242 115V116H240V115ZM245 114V115H244ZM252 114V115H251ZM259 114V115H258ZM146 115V116H145ZM152 115V116H151ZM156 115V117L154 118V116ZM190 115V116H189ZM225 115V116H224ZM251 115V116H250ZM257 115H258V117L260 118H257V119H255V123L253 122L254 121V118L255 117H257ZM181 116V117H180ZM192 116V117H191ZM210 116V117H209ZM229 118L228 120H227V117ZM254 116V117H253ZM27 117L29 118V120L27 119ZM34 117H35V120H34ZM133 117H135V118H133ZM137 117V118H136ZM190 117H191V119H190ZM202 117V118H201ZM214 117H218V118H220V119H224V121H226V122H223V120H218V118L216 119V118H214ZM236 117L237 118H239L238 119V121L236 120ZM250 117H253L252 118V120L250 119ZM139 118H141L142 120H140ZM153 118V119H152ZM172 118V121L170 122V119ZM195 118V119H194ZM205 120H204V119ZM214 118V119H213ZM231 118H233V120H232V122L230 123L229 122V120L231 119ZM244 118V119H243ZM132 119H136V121H134V120H132ZM157 119V120H156ZM177 119L178 120H180V122L182 123L181 125H180V122L179 121H177ZM196 119H197V121H196ZM207 119V120H206ZM235 119V120H234ZM242 119H243V122H242ZM261 119H263V120H261ZM27 120V121H26ZM139 120L141 121V122H139ZM145 121V124H147L148 125V122H150L149 123V125L152 127V126H154L155 127V129H154V127H152L153 128V131H152V129H150L149 127V125H148V127L147 126H145V124H142L144 121ZM153 120H155V124L157 125V122H158V126L156 127V125H154V123H152L153 122ZM174 120H176V121H174ZM186 121V120H188L187 122H183V121ZM189 120H192V121H190L189 122ZM209 120H211L210 122H209ZM218 120V122H216ZM259 120V121H258ZM30 121V123L28 124V122ZM157 121V122H156ZM162 121H165V124L168 122L169 124H167L166 126H165V124H162ZM200 121V122H199ZM206 121V123H203V122H205ZM208 121V122H207ZM233 121H237V125H239V126H236L234 123H233ZM26 122V123H25ZM36 122V123H35ZM147 122V123H146ZM188 122H189V124H188ZM191 122H192V124H193V126H191L192 124H191ZM194 122V123H193ZM212 122V123H211ZM216 122V123H215ZM253 122V124H251ZM262 124H261V123ZM140 123V126H138V124ZM164 123V122H163ZM176 123H179V124H176ZM183 123H184V125H183ZM187 123V124H186ZM201 123V124H200ZM209 123V124H208ZM219 123V124H218ZM226 125H225V124ZM234 124V125H229L230 126V128H232L233 127V129L231 130L230 129V133H232V134H228V131L226 130V129H229L228 127L229 126H227L228 124ZM239 123V124H238ZM250 123V124H249ZM256 123H258L257 125H256ZM27 124V125H26ZM136 124V125H135ZM173 124V125H172ZM203 124V125H202ZM210 124H211V126H210ZM212 124H214L213 126H212ZM223 124V125H222ZM241 124V125H240ZM30 125V126H29ZM142 125H144L143 127H142ZM160 125H164L165 127H166V129L168 128V125H169V127L171 126V128H169V129H167L168 131H164L163 132V130L161 129L162 128V126L160 127ZM205 125H207V126H205ZM251 125H252V127H251ZM254 125H256V126H254ZM258 125H260L259 126V128H258V131L256 132V130H257V127H258ZM138 127V130H136L137 128H135V127ZM163 126V127H164ZM181 128H180V127ZM189 128H188V127ZM205 126V127H204ZM241 127V128H238V129H240V131H238V129L235 131V127ZM248 126V127H247ZM262 126V127H261ZM139 127H140V131H139ZM160 127V128H159ZM175 127V128H174ZM185 127H187V130H186V128ZM244 127V128H243ZM261 127V128H260ZM143 128V129H142ZM145 128H147L146 130L148 131H146L145 133H146V135H145V133H144V130H145ZM157 128V129H156ZM158 128L160 129V131L158 130ZM207 128V129H206ZM222 128V129H221ZM223 128H225V130H226V132L224 131V129ZM135 129V130H134ZM149 129L151 130V132L149 133ZM173 129V130H172ZM179 129V130H178ZM242 129V130H241ZM244 129V130H243ZM155 130H156V132H158V133H156L155 132ZM162 130V131H161ZM164 130H165V128H164ZM180 130H181V132H180ZM189 130V131H188ZM251 130H252V133H251ZM136 131V132H135ZM171 133H170V132ZM190 131H192V133L190 132ZM223 131V132H222ZM233 131V132H232ZM237 131L240 133V136L238 135V133H237ZM244 131H245V135H244ZM249 131V132H248ZM261 131V132H260ZM152 132H155L156 134H153ZM161 132H162V134H161ZM189 132V133H188ZM254 132H256L257 134L255 135V138H257V136H258V138H257V140L254 138V137H252L253 136V134H255ZM260 132V133H259ZM164 133H165V135H164ZM167 133V134H166ZM221 133H223V134H221ZM225 133H226V135H225ZM233 133H236V134H233ZM243 133V134H242ZM250 133V135H246V134H249ZM259 133V134H258ZM142 134H143V136H142ZM149 134V135H148ZM155 136H153V135ZM160 136H159V135ZM190 134V135H189ZM227 134L229 135V136H227ZM251 134H252V136H251ZM140 135V136H139ZM148 135V136H147ZM183 135V136H182ZM193 135V136H192ZM232 136V138H231V136ZM233 135H235V137L237 136L238 138H235L234 139V137H233ZM242 135V136H241ZM166 136V137H165ZM168 136H170V137H168ZM224 136V137H223ZM252 138H251V137ZM260 136V137H259ZM159 139H158V138ZM161 137V138H160ZM220 137V138H219ZM230 137V138H229ZM240 137V138H239ZM146 138V139H145ZM157 138V139H156ZM226 138H228V139H226ZM250 138V139H249ZM168 139V140H167ZM166 140V141H165ZM190 140H191V142H190ZM238 140V141H237ZM151 141V142H150ZM159 141V142H158ZM164 141V142H163ZM222 141V142H221ZM256 142V144H257V147H254L255 149H253L254 150V152H253V150H252V146L253 145H256L255 144V142ZM158 142V143H157ZM166 143V144H165ZM195 143H196V146H195ZM198 143V144H197ZM163 144V145H162ZM211 144H216L217 146H218V150H215V152H212L213 150H209L207 147L209 146V145H211ZM245 144H247V145H245ZM251 146H249V145ZM162 145V146H161ZM164 145H165V147H164ZM160 146V147H159ZM244 146V147H243ZM245 146H247L246 148H245ZM248 146L251 148H248ZM242 148V149H241ZM257 148V149H256ZM165 149H167L166 151H164ZM246 149V150H245ZM224 150H226V151H224ZM250 150H252L251 152H250ZM258 150V152H257V154H256V151ZM204 152V153H203ZM225 152V153H224ZM203 153V154H202ZM228 153V154H227ZM230 154V156H228ZM255 155L254 157L252 156V155ZM257 155H258V157H257ZM201 156H202V158H201ZM207 158H206V157ZM261 156V157H260ZM158 157H161L160 155L158 156ZM260 157V158H259ZM201 158V159H200ZM251 158V159H250ZM252 159H254V160H252ZM258 160V161H255V160ZM260 159V160H259ZM187 162H186V161ZM195 160V161H194ZM40 161V160H39ZM197 161H200V162H198L197 163ZM203 163H202V162ZM213 161V162H212ZM186 163V164H185ZM201 163V164H200ZM257 163V164H256ZM195 164H197L196 166H195ZM218 164H221L222 165V167L220 166V165H218ZM165 165V164H164ZM189 165V166H188ZM193 165V166H192ZM184 166V167H183ZM186 166V167H185ZM188 166V167H187ZM217 166L219 167V168H221V170H218L217 169ZM262 166V167H261ZM192 167V168H191ZM196 167V168H195ZM199 167H200V169H199ZM180 169V170H179ZM198 169V170H197ZM179 170V171H178ZM187 170H190V172L189 171H187ZM195 170V171H194ZM218 170V171H217ZM183 171H184V173H183ZM201 171V172H200ZM178 174H177V173ZM179 172H181V173H179ZM198 172V173H197ZM193 175H192V174ZM257 173H259V174H257ZM184 176H186L185 178V180L183 179L184 177H183V175ZM188 174V175H187ZM191 176H190V175ZM201 174V175H200ZM195 175H197V176H195ZM177 176H179V177H177ZM193 176V177H192ZM203 176V177H202ZM187 177H189L190 178V180L187 178ZM202 177V178H201ZM193 178V179H192ZM197 178V179H196ZM200 178V179H199ZM207 178V179H206ZM251 178H254V179H251ZM175 179V180H174ZM39 180V181H38ZM178 180V181H177ZM181 180V181H180ZM192 180V181H191ZM201 180V181H200ZM254 180V182H252ZM189 181H190V183H189ZM217 181V182H216ZM221 180H212L211 179V184H212V186L214 187V189H217V188H219L218 187V185H221V184H223V181H221ZM163 182V183H162ZM168 182V183H167ZM178 182V183H177ZM182 182V183H181ZM188 184H187V183ZM195 182V183H194ZM176 183V184H175ZM194 183V184H193ZM219 183V184H218ZM234 183V184H233ZM158 184V185H157ZM166 184V185H165ZM172 184V185H171ZM183 184V185H182ZM231 184H233V185H231ZM162 185V186H161ZM178 185V186H177ZM191 185V186H190ZM160 186V187H159ZM41 187V188H40ZM170 187V188H169ZM173 187H174V189H173ZM177 187H178V189H177ZM181 187V188H180ZM187 187H188V189H187ZM192 187V189H190ZM235 187V188H234ZM237 187V188H236ZM40 188V189H39ZM179 188H180V191H179ZM239 188V189H238ZM37 189H39V190H37ZM184 189V190H183ZM159 190V191H158ZM171 192H170V191ZM187 190V191H186ZM151 191H153V192H151ZM161 191H163V192H161ZM184 191V192H183ZM164 192H166V194L164 193ZM173 192V193H172ZM182 194H181V193ZM189 194H188V193ZM221 192L222 191H220V194H221ZM252 192V193H253ZM45 193V194H44ZM151 193V194H150ZM154 193V194H153ZM156 193H158V194H156ZM176 193V194H175ZM185 193V194H184ZM237 193V194H236ZM239 193V194H238ZM155 194H156V196H155ZM160 194V195H159ZM165 194V195H164ZM178 194V195H177ZM188 194V195H187ZM222 194H223V192H222ZM221 194V195H222ZM151 195V196H150ZM167 195V196H166ZM174 195V196H173ZM181 195V196H180ZM186 195V196H185ZM250 195V194H249ZM39 196H40V198H39ZM43 196V197H42ZM161 196V197H160ZM165 196V197H164ZM178 196H180V198L178 197ZM186 198H185V197ZM190 196V197H189ZM150 197V198H149ZM155 197V198H154ZM168 197H173L172 199H170V198H168ZM182 197H184V198H182ZM189 197V198H188ZM38 198H39V200H38ZM43 198V199H42ZM158 199H159V201H158ZM163 199V200H162ZM169 199V200H168ZM177 199V200H176ZM183 200V202H182V200ZM188 199V200H187ZM172 200V201H171ZM174 200H176V202L174 201ZM190 200V201H189ZM153 201V202H152ZM168 201H170L169 203H167ZM155 202H157V203H155ZM162 202H164V203H162ZM174 202V203H173ZM187 202H190V204L188 205V203ZM143 203V202H142ZM153 203H154V205H153ZM36 204H37V206H36ZM148 204H150V205H148ZM35 205V206H34ZM142 205V204H141ZM140 205V206H141ZM158 205V206H157ZM163 205V206H162ZM167 205H168V207H167ZM188 205V206H187ZM129 206V207H128ZM155 207H157V208H155ZM166 207V208H165ZM127 210H126V209ZM165 208V209H164ZM168 208V209H167ZM172 208V209H171ZM183 208V209H182ZM186 208V209H185ZM129 209V210H128ZM190 209V210H189ZM167 210H168V212H167ZM172 210V211H171ZM188 210V211H187ZM163 211H164V213H163ZM173 212V213H172ZM183 212V213H182ZM135 213V214H134ZM157 213V214H156ZM188 215H187V214ZM172 216H171V215ZM181 214V215H180ZM130 216V217H129ZM175 218H174V217ZM189 216V217H188ZM165 217V218H164ZM169 217V218H168ZM181 217V218H180ZM115 218V217H114ZM129 218V219H128ZM180 218V219H179ZM182 219V221H185V222H181L180 220ZM164 220V221H163ZM167 220H169V221H167ZM161 221V222H160ZM177 221V222H176ZM117 224V223H116ZM109 231L111 232V233H121V231L123 232V235H125L126 233H133V234H137V230L136 229H134L133 230V228H131V230H116V231H113V230H110L109 229ZM153 231L156 233V234H160L161 235V231H160V227L159 228H157V229H153ZM245 232V231H244ZM166 233H167V237H166V239L164 240L163 238L162 239H160V240H162V242H161V246H160V248H161V252L164 250V245L166 244V242L167 241H173V245H177V243L179 242V240L181 239V235H180V233L178 232V234H176V232L175 233H173V231L171 230V229H169V230H167L166 231ZM125 237H127V236H125ZM246 238H248V239H254V238H260V237H258V236H256L255 237V235H249V234H247L246 236H245ZM137 237L136 236H134V244H136V245H138V243L139 244H148V240L146 239V241L145 240H137L136 239ZM143 239H145V238H143ZM125 243V242H124ZM124 243H123V247H122V249L123 248H125L124 246ZM157 243H159V241L157 242ZM259 245H261V243H259V244H257V243H250L249 245H247L248 247H250L249 249L250 250H252V252L249 254V255H251L249 258H247V261H248V264H264V254H261L260 253V250H262V248L259 246ZM230 249V248H229ZM229 249H227V251H228V253H229ZM40 251H42V249L40 250ZM125 251H126V249L124 250L123 249V253H125ZM128 255V254H127ZM125 254H123V257H122V255L120 254V253H116V254H114V255H108L105 259L104 258H102V260H106V259H108V260H106V261H102L101 260V263H99V264H123V259H125ZM239 256H244V254H240ZM222 257L223 256H215L212 252H210V254H209V256L206 258V259H200V260H198V261H196L195 260V263L194 264H222L223 262H225L226 261V259L227 258H223L222 259ZM117 260H120V262L119 263H117ZM229 259H227V261H228ZM250 261V262H249ZM245 263V261H244V257H242L241 259H238V258H233L232 259V261H231V264H244Z\"/></svg>",
    "mask_w": 264,
    "mask_h": 264
},
{
    "label": "rangeland",
    "instance_id": "obj_2",
    "mask_svg": "<svg viewBox=\"0 0 264 264\" xmlns=\"http://www.w3.org/2000/svg\"><path fill=\"white\" fill-rule=\"evenodd\" d=\"M47 1L50 0H32V7H35L37 11L39 9V19L41 20L40 32L42 35L44 34L41 39L47 40L46 50L48 51L47 47L49 46L48 52H51V55L56 56L57 54L58 56L61 55V52L63 54L66 48L63 42V28L67 27L76 9L75 5L79 4L81 0H51L54 6H48ZM73 2L75 5L72 4ZM60 12L63 13L61 14L62 17L59 15ZM56 14L58 15L56 16ZM45 24L51 26V28ZM34 37L33 43H35V40H38V36L37 39L36 35ZM220 38L222 37L220 36ZM36 45L38 44H33L35 47ZM42 55L40 58L38 57L39 60L37 59V61L41 67L43 65V67H47L50 82L47 83V78L46 82L44 78L37 76L38 80L34 76L37 81L33 79L34 81H29V83L35 88L40 89L39 94L42 92L44 96L48 91H51V94L48 93L46 96H49L48 99H50V105L52 106L41 108L38 111L36 119L39 125L37 126V136H35L37 138L33 139V143L39 147L40 154V159L38 154L35 159L36 173L43 184H46L45 187L48 190L46 198L48 202L44 203V208L40 210L39 216L41 220H39V224H34L35 228L33 231H30V239L31 241L37 240L39 250L35 249V260L34 252L30 253L29 251L28 264H99L102 258L105 259L108 255L116 253H120L122 257L123 254L126 255L125 259H123V264H194L195 260L206 259L210 252L215 256H223L222 259H229L228 261L226 259L222 264H231L233 258L241 259L242 257H244V264H248L247 258L251 256L249 254L252 252L249 249L250 247L247 246L250 243H261L259 245L262 248L260 253L264 254V191H247L244 196H236V198L235 196L231 197V192H228L229 188L226 187V184L229 185L228 179L231 175L234 176L236 185L247 182V180H244L246 172L243 166V155L234 148L236 145L234 146L233 144L229 148L233 149L232 159L225 158L224 155L220 154V159L224 161L223 168L231 175L224 179L209 175V178H206L208 181L206 186L202 182L195 181L197 183L194 184L195 186L192 189L194 194L191 192L193 200L190 198L193 207V210H191L192 222H185V224H119L117 221V218L120 216L119 205L125 206V203L131 200L135 201L137 196L142 199L131 204L133 206L136 204L140 208L142 207L146 213L153 216L154 208H150L147 204L144 205L146 192L155 185L153 182L157 179L171 180V174L176 171L178 165L175 159L174 162L171 161V156L174 155L175 158H178L182 153L193 151L192 144L183 135V138H181L180 134L174 136L167 142L170 155H165L164 162L161 161L163 157L161 156L162 153H160L155 145H150L144 140H138L129 131L128 121L126 122V120L127 117L129 119L130 117L128 116L127 109H123V106H119L116 102V104L113 103L121 97L115 91H119L118 88H120V83L122 84L123 79H119L116 83L115 87L117 90L113 89V87L111 88L106 79V68L100 66V70L98 71H101V74L98 71L95 72L96 74L99 73V78L93 75V80V76L91 75L92 79H87L89 81L86 82V85L88 83L87 87H82L80 90L75 83H72L66 93L61 94L57 91L64 82L62 77L64 74L60 75L64 71L61 70L66 69V66H69V64H67V61H63L62 65L64 67L58 65L60 69H57V64L51 62L49 59L47 61L51 65L45 66L47 65V61L45 62V60L48 55L46 53ZM30 58L34 62V58ZM37 61H35L36 64ZM70 64L72 68L73 61L70 60ZM35 69V72L39 71L36 65H34ZM54 69H57V72ZM50 73H54L55 79H57V75L61 78L54 80L53 75ZM55 73L57 74L56 76ZM40 79L43 80L41 81ZM59 80L63 81L60 82V87L57 83ZM52 81H55V83ZM100 81L102 82L100 83ZM43 82L45 83L43 84ZM45 84L47 87L49 84L51 85L48 87L49 89L46 88ZM23 86L26 87V83H23ZM42 86L46 88L45 91H43ZM52 86H55L56 89L53 87V90H51ZM101 89L102 91L100 92ZM69 90L70 92H68ZM32 95L33 97L37 96L34 91ZM107 95L109 98H107ZM122 111L127 114H124ZM207 148L213 150L212 152L219 149L216 144H211ZM159 155L161 158H158ZM261 162L264 163L261 160V165ZM165 163L166 165L164 166L163 164ZM218 165L222 167L221 164ZM217 169L221 170L219 167ZM263 176L264 173H261L259 178ZM211 179L221 180L223 184L218 185L219 188L214 189L210 183ZM150 181L151 183H149ZM220 191L223 192L222 195ZM196 192L197 195L195 194ZM208 194L211 197L207 196ZM159 227L161 235L153 231V229ZM131 228L137 230L136 235L133 233L123 235L122 231L120 234H115L109 231V229L113 231L131 230ZM169 229L173 233L176 232V234L179 232L181 239L177 245H173V241L171 240L167 241L164 245V250L161 252L160 246L162 240L160 239H166V231ZM247 234L260 238L248 239L245 237ZM134 236L137 237V240L146 241L147 239L148 244H134ZM158 241L159 243H157ZM123 243L125 245L123 249H126L125 253H123L122 249ZM41 249L42 251H40ZM227 249H229V253ZM240 254H244V256H239ZM119 262L120 260H117V263Z\"/></svg>",
    "mask_w": 264,
    "mask_h": 264
},
{
    "label": "bare ground",
    "instance_id": "obj_3",
    "mask_svg": "<svg viewBox=\"0 0 264 264\" xmlns=\"http://www.w3.org/2000/svg\"><path fill=\"white\" fill-rule=\"evenodd\" d=\"M25 1H26V0H25ZM50 1H51V0H50ZM54 1H55V0H54ZM69 1H70V0H69ZM119 1H121V0H119ZM125 1H126V0H125ZM125 1H124V2H125ZM132 1H133V0H132ZM136 1H137V0H136ZM139 1H140V0H139ZM30 2H31V1H30ZM41 2H42V1H41ZM45 2H46V1H45ZM48 2H49V1H48ZM93 2H94V1H93ZM115 2H118V0L115 1ZM181 2H182V1H181ZM184 2H185V1H184ZM193 2H194V1H193ZM203 2H204V1H203ZM34 3H35V2H34ZM49 3H50V2H49ZM54 3H55V2H54ZM56 3H57V2H56ZM89 3H92V1H91V2L89 1ZM125 3L127 4L128 2H125ZM129 3H130V1H129ZM129 3H128V4H129ZM136 3H138V2H136ZM136 3H135V4H136ZM196 3H197V2H196ZM206 3H207V2H206ZM26 4H27V3H26ZM28 4H29V3H28ZM36 4H37V3H36ZM63 4H64V1H63ZM63 4H62V5H63ZM69 4H70V3H69ZM72 4H74V2H73ZM112 4H113V2H112ZM115 4H116V3H115ZM115 4H114V5H115ZM201 4H202V3H201ZM262 4H263V3H262ZM65 5H66V4H65ZM74 5H75V4H74ZM107 5H108V4H107ZM109 5H110V4H109ZM139 5H140V4H138V9L140 8ZM26 6H27V5H26ZM37 6H38V4H37ZM40 6H41V5H40ZM48 6H50V5H48ZM52 6H54V5H52ZM59 6H60V3H59ZM75 6H76V5H75ZM75 6H74V7H75ZM94 6H95V4H94ZM99 6H100V5H99ZM104 6L106 7V5H104ZM193 6H194V5H193ZM193 6H192V7H193ZM197 6H198V5H197ZM199 6H200V5H199ZM209 6H211V5H209ZM45 7H47V6H45ZM64 7H65V6H64ZM105 7H104V8H105ZM111 7H113V6L111 5ZM195 7H196V6H195ZM201 7H202V5H201ZM212 7H214V6H212ZM31 8H32V7H31ZM43 8H44V7H43ZM51 8H52V7H51ZM106 8H107V7H106ZM141 8L144 9V10H146L148 14H149V12H151V16H147L148 14L146 13L147 15H146V17H145V16H144L145 14H144V15L142 14V11H143V10H140L141 13H140L139 15H140L141 17H142V16L145 17V18L142 17V19L139 18V19L141 20V22H142V21H145V25H146V20H144V19L150 17V18L147 19V21L149 22V23H147V24H150V25H151V21H150L149 19L154 20V22L152 23V25H153L154 23H155V25H153L154 28H152V29H155V26H156V24H157L156 22H159L158 24L161 25V26H160L161 28H158V29H159V32L156 30L157 28L155 29L158 33H160V31H161L160 29H162V28H163L164 31H165L166 29L170 31V29H168V26H167V27H166V26L164 27V25H167V21L164 23V21H165V19H166V16H168V17L170 16L171 19H172V17H173V18L179 20L180 23H178V24H180V25L185 24L184 26L188 25V29H190V35L192 34L190 37H186V36H185V35H186V32L183 31V29H182L183 26H181V28H180V32L183 31V32L185 33L184 36H185L186 38H191V37L193 36L194 39H199V40H200V39H205V37L203 36V35H205V34H204L203 27H202V18H203V17H202L201 14L199 13L200 11L198 12V11L196 10V8H193V10H191L190 7L188 6V3H187L186 5H184V4H181L180 2H177V1L174 2V0H148V1L146 0V3H142V2H141ZM214 8H215V7H214ZM24 9H25V8H24ZM53 9H54V7H53ZM57 9H58V8H57ZM57 9H56V10H57ZM74 9H75V8H74ZM77 9H79V8H77ZM98 9H100V7H99ZM107 9H108V8H107ZM207 9H208V7H207ZM218 9H219V8H218ZM36 10H37V9H36ZM46 10H47V9H46ZM56 10H55V12H56ZM81 10H82V7H81ZM109 10H112V9H109ZM114 10H115V9H114ZM202 10H203V9H202ZM225 10H226V9H225ZM40 11H41V10H40ZM49 11H51V10L49 9ZM61 11H62V9H61ZM76 11H77V10H76ZM146 11H143V12H146ZM204 11H206V9H205ZM212 11H213V10H212ZM250 11H251V10H250ZM43 12H44V11H43ZM47 12H48V11H47ZM47 12H46V13H47ZM53 12H54V11H53ZM55 12H54V13H55ZM62 12H63V11H62ZM64 12H65V11H64ZM106 12H107V11H106ZM213 12H214V11H213ZM22 13H23V12H22ZM22 13H21V14H22ZM37 13H38V12H37ZM40 13H41V12H40ZM76 13H77V12H76ZM109 13H111V11H110ZM109 13H107L105 16L109 15ZM112 13H113V12H112ZM112 13H111V14H112ZM153 13H155L154 16H153ZM223 13H224V11H223ZM44 14H45V13H44ZM48 14H49V13H48ZM48 14H47V15H48ZM51 14H52V13H51ZM61 14H63V13L60 12L59 15L61 16ZM73 14H74V13H73ZM141 14H142V15H141ZM214 14H215V13H214ZM229 14H230V13H229ZM232 14H233V13H232ZM33 15H35V14H33ZM39 15H40V14H39ZM47 15H46V16H47ZM52 15H53V14H52ZM54 15H55V14H54ZM57 15H58V14H56V16H57ZM49 16H50V15H49ZM56 16H55V17H56ZM60 16H58V17L61 18L62 16H61V17H60ZM63 16H64V15H63ZM105 16H104V17L102 16V17L105 18ZM111 16H112V15H111ZM204 16H205V14H204ZM207 16H208V15H207ZM213 16H214V15H213ZM232 16H233V15L228 16V14H227V17H232ZM16 17H17V16H16ZM34 17H35V16H34ZM37 17H38V16H37ZM40 17H41V16H40ZM55 17H53V18H55ZM75 17H76V16H75ZM168 17H167V18H168ZM210 17H211V16H210ZM222 17H223V15H222ZM256 17H257V16H256ZM82 18H83V17H82ZM132 18H133V17H132ZM132 18H130V19H132ZM134 18H137V15H135ZM143 18H144V19H143ZM218 18H221V17L218 16ZM14 19H15V18H14ZM21 19H22V18H21ZM45 19H47V18H45ZM76 19H77V18H76ZM94 19H95V18H94ZM96 19H97V18H96ZM108 19H109V16H108ZM225 19H226V17H225ZM225 19H224V20H225ZM229 19H231V18H229ZM229 19H228V20H229ZM234 19H235V17H234ZM245 19H246V18H245ZM250 19H252V18H250ZM34 20H36V19H34ZM53 20H54V19H53ZM58 20H60V19H58ZM78 20H79V18H78ZM99 20H101V19L99 18ZM163 20H164V21H163ZM167 20H170V19L168 18ZM205 20H206V19H205ZM209 20H210V19H209ZM211 20H212V18H211ZM236 20H237V19H236ZM236 20H235V21H236ZM239 20H240V19H239ZM243 20H244V19H242V21H243ZM16 21H17V20H16ZM39 21L41 22V20H39ZM43 21H44V20H43ZM60 21H61V20H60ZM101 21H102L101 23H103V20H101ZM132 21H133V19H132ZM136 21H139V20L136 19ZM136 21H134L135 24H133L134 22H132L133 26L135 25V27H136V25H138V24H136ZM155 21H156V22H155ZM179 21H178V22H179ZM206 21H208V20H206ZM206 21H205V22H206ZM212 21H213V20H212ZM214 21H215V20H214ZM219 21H220V19H219ZM20 22H21V20H20ZM27 22H28V21H27ZM27 22H26V24H27ZM40 22H39V23H40ZM44 22H45V21H44ZM96 22H97V20H96ZM98 22H99V21H98ZM107 22H108V21H107ZM109 22H110V19H109ZM141 22H140V23H141ZM168 22H170V21H168ZM203 22H204V20H203ZM217 22H218V20H217ZM236 22H237V21H236ZM244 22H245V20H244ZM31 23H32V22H30V24H31ZM52 23H53V22H52ZM60 23H61V22H60ZM62 23H63V22H62ZM73 23H74V21H73ZM90 23H91V25H92V22H90ZM137 23H138V22H137ZM170 23H171V24H170ZM170 23H168V24H169V25H172V22H170ZM230 23H231V21L229 22V25H230ZM245 23H246V22H245ZM34 24H35V22H34ZM34 24H33V25H34ZM46 24H47V23H46ZM46 24H45V25H46ZM53 24H54V23H53ZM110 24H111V23H110ZM121 24H122V23H121ZM123 24H126V23H123ZM173 24H174V26H175V24L178 26L177 23H174V22H173ZM204 24H205V23H204ZM231 24H232V23H231ZM234 24H235V23H234ZM234 24H232V26H234ZM28 25H29V24H28ZM39 25L41 26V24H39ZM43 25H44V24H43ZM64 25H66V24H64ZM70 25H71V24H70ZM129 25H130V21H129ZM139 25H140V24H139ZM139 25H138V26H139ZM152 25H151V26H152ZM162 25H163V27H162ZM180 25H179V26H180ZM221 25H222V23H221ZM244 25H245V24H244ZM251 25H252V24H251ZM35 26H36V25H35ZM46 26H47V25H46ZM48 26H49V25H48ZM48 26H47V27H48ZM60 26H61V25H60ZM68 26H69V25H68ZM73 26H75V25H73ZM87 26H88V23H87ZM100 26H101V25H100ZM107 26H109V24H108ZM107 26L104 28V30H105L106 28H108ZM112 26H113V24L110 25V27H112ZM123 26H125V25H123ZM143 26H144V25H143ZM151 26H150V28L148 29L149 31H151ZM174 26L172 25V27H174ZM177 26L175 27L176 29L179 28V27H177ZM216 26H217V25H216ZM237 26H238V25H237ZM241 26H242V23L240 24V28H241ZM27 27H28V26H27ZM27 27H26V28H27ZM49 27L51 28V26H49ZM57 27H58V26H57ZM76 27H77V26H76ZM115 27H116V25L114 26V28H115ZM140 27H142V24H141ZM140 27H139V28H140ZM157 27H159V26H157ZM210 27H211V26H210ZM238 27H239V26H238ZM242 27H243V26H242ZM246 27H247V26H245V28H246ZM253 27H254V26H253ZM35 28H36V27H35ZM90 28H92V27H90ZM112 28H113V27H112ZM114 28H113V30H116V31H117V29H116V28L114 29ZM119 28H120V27H118V29H119ZM139 28L137 27V30H138ZM145 28H148V27H145ZM145 28H144V29H145ZM164 28H165V29H164ZM169 28H170V26H169ZM175 28H173V29H175ZM212 28L214 29V27H212ZM245 28H243V33H245V30H246ZM29 29H31V28L29 27ZM32 29H33V28H32ZM45 29H46V28H45ZM57 29H58V28H57ZM70 29H73V27L70 28ZM108 29H109V28H108ZM108 29H107V30H108ZM110 29H111V28H110ZM120 29H122V28H120ZM120 29H119V30H120ZM125 29H127V28H125ZM134 29H135V28H134ZM176 29H175V31H177ZM181 29H182V30H181ZM217 29H218V27H217ZM236 29H237V27H236ZM22 30H23V29H22ZM26 30H27V29H26ZM40 30H41V27H40ZM58 30H59V29H58ZM58 30H57V31H58ZM80 30H81V28H80ZM113 30L111 31V36H112V32H114ZM128 30H129V29H128ZM131 30H132V28L129 30L130 32L128 31L130 34L132 33ZM137 30H136V32H135L136 34H134V35H139V34H140V33L137 32ZM146 30H147V29H146ZM146 30H143V32H145ZM155 30H152V31H155ZM167 30H166V31H167ZM171 30H172V28H171ZM19 31H20V30H19ZM24 31H25V29H24ZM48 31H49V30H48ZM48 31H47V32H48ZM52 31H53V29H52ZM75 31H76V30H75ZM89 31H90V30H89ZM91 31H92V30H91ZM100 31H101V29H100ZM109 31H110V30H109ZM120 31L123 33V32H125V31H127V30H120ZM138 31H140V29H139ZM149 31H148V32H149ZM164 31H162L163 34L161 33V35H162L161 37H164V35H165V34H164ZM166 31H165V32H166ZM178 31H179V30H178ZM209 31H210V29H209ZM215 31H216V30H215ZM235 31H236V30H235ZM31 32H32V31H31ZM77 32H78V31H77ZM97 32H98V30H97ZM103 32H104V31H103ZM103 32H102V33H103ZM105 32H108V31L105 30ZM170 32L172 33V32H174V31H170ZM170 32H166V33H168L167 37H170V36H171V35L169 36ZM217 32H218V31H217ZM254 32H255V30H254ZM254 32H253V34H254ZM23 33H24V32H23ZM45 33H46V32H45ZM68 33H69V32H68ZM68 33H67V34H68ZM83 33H85V32L83 31ZM94 33H95V32H94ZM126 33H127V32H126ZM126 33H125V34H126ZM133 33H134V32H133ZM178 33H179V32H178ZM209 33H211V31H210ZM221 33H222V31H221ZM258 33H259V32H258ZM27 34H30V33H27ZM41 34H42V33H41ZM41 34L39 33V35H41ZM56 34H57V33H56ZM59 34H60V33H59ZM103 34H104V33H103ZM109 34H110V33H109ZM113 34H118V33H113ZM119 34H120L121 36H120V38H119V37H118V38L121 39V37L124 36V35L121 34V33H119ZM119 34H118V35H119ZM143 34H144V33H143ZM150 34L152 35V33H147V35H150ZM153 34L155 35L156 33H153ZM176 34H177V32H176ZM176 34H175V32H174V33L172 34V36L175 35V36L177 37L178 35H176ZM179 34H180V33H179ZM214 34H215V33H214ZM231 34H232V33H231ZM30 35H31V34H30ZM43 35H44V34H43ZM47 35H48V34H47ZM51 35H55V34H51ZM126 35H127V34H126ZM126 35H125V36H126ZM131 35H132V34H131ZM147 35L144 34L142 37H145V36H147ZM156 35H157V34H156ZM156 35H155V36H152V37H153V42H154V43H152L153 45L151 44V45L154 47V48H152V50H154V51H152V52H154L155 56H156V53H158V50L160 51V56H161V53L163 54V53L169 51L168 54H170V55H167V56H170V57L172 58L173 56H175V55L171 56L172 53H173V54H178L177 52H178V50H179L181 47H182V49L184 48L185 45H189V47L187 46L189 49H190V47H191L190 44H185L186 42H185V43H182L184 40H179V37H178V38L173 37L174 39L176 38V39L179 40L180 42L182 41V42H181L182 44H181L180 42H175V44H177L180 48H179V47L177 48V46H175V47H176L175 49L177 50V52H176V51H173V50L171 49V46L174 47V46L172 45V41H169V42H168V41H166L167 39H165V40H164V38L161 39V38L159 37V35H158L157 37H156ZM224 35H225V33H224ZM245 35H246V34H245ZM17 36H18V35H17ZM21 36H22V35H21ZM34 36H35V35H34ZM34 36H33V37H34ZM70 36H71V35H70ZM77 36H78V35H77ZM107 36H109V35H107ZM188 36H189V33H188ZM217 36H218V34H217ZM31 37H32V36H31ZM64 37H66V35H64ZM138 37H139L138 39H141V35H139ZM165 37H166V36H165ZM180 37H182V36L180 35ZM202 37H203V38H202ZM226 37H227V36H226ZM34 38H35V37H34ZM41 38H42V37H41ZM45 38H46V35H45ZM61 38H62V37H61ZM74 38H75V37H74ZM113 38H114V35H113ZM118 38H117V39H118ZM127 38L129 39L130 37H127ZM133 38H137V37H136V36H135V37L132 36V42H133ZM149 38L151 39V37H149ZM182 38H183V37H182ZM182 38H180V39H182ZM186 38H185V39H186ZM214 38L217 40V38L220 39V36H218V37L216 38V34H215ZM234 38H235V37H234ZM241 38H242V37H241ZM26 39H27V38H26ZM36 39H37V36H36ZM49 39H50V37H49ZM49 39H48V40H49ZM65 39H66V38H65ZM110 39H111V38H110ZM122 39L124 40L125 38H122ZM138 39H137V41H134L135 44H137ZM150 39L147 38L146 41H147V40L149 41ZM171 39H172V37H171ZM229 39H230V38H229ZM251 39H252V38H251ZM16 40H17V39H16ZM44 40H45V39H44ZM69 40H70V38H69ZM69 40H68V41H69ZM115 40H116V35H115V39H114V41H115ZM134 40H136V39H134ZM141 40H142V39H141ZM141 40H140V41H141ZM168 40H169V39H168ZM172 40H173V39H172ZM187 40H188V39H187ZM187 40H186V41H187ZM216 40L214 41L215 43H216ZM243 40H244V39H243ZM35 41H36V40H35ZM35 41H34V42H35ZM41 41H42V40H41ZM73 41H74V40H73ZM75 41H76V40H75ZM100 41H101V40H100ZM103 41L105 42L104 39H103ZM106 41L108 42V39H106ZM109 41H110V40H109ZM112 41H113V40H112ZM118 41H119V40H118ZM118 41L115 42V44H116V43H119ZM128 41H129V40H128ZM128 41H127V42H124L126 45L121 44V45H123V46H122L123 48H125L124 46L129 47V48H132V47H131L132 45H133L134 47H136V45L134 44V42H133V44H132L131 46L127 45ZM130 41H131V40H130ZM142 41H144V39H143ZM142 41H141V42H142ZM148 41H147V43L150 42V41H149V42H148ZM173 41H176V40H173ZM188 41H189V40H188ZM200 41H201V40H200ZM210 41H211V42H210ZM210 41H209V42L212 44L213 41H212L211 39H210ZM219 41H220V40H219ZM238 41H239V40H238ZM45 42H47V41H45ZM77 42H78V40H77ZM107 42H106V43H107ZM110 42H111V41H110ZM110 42H108V43H110ZM121 42H123V41L121 40ZM121 42H120V43H121ZM132 42H131V43H132ZM170 42H171V43H170ZM189 42H190V41H189ZM189 42H188V43H189ZM191 42L193 43L192 40H191ZM191 42H190V43H191ZM253 42H254V41H253ZM38 43H39V42H38ZM99 43H100V42H99ZM102 43H103V42H102ZM102 43H101V44H102ZM108 43H107V44H108ZM111 43H112V42H111ZM129 43H130V42H129ZM129 43H128V44H129ZM131 43H130V44H131ZM142 43H143V42H142ZM145 43H146V42H144V44H145ZM178 43H180V44H178ZM202 43H203V42H199V41H198V42H195V43L192 44V45H193L192 49H194V47H195L194 44L197 46V48H198L199 51L197 50L196 52H197V53L199 52V54H198L199 56L203 55V54H200V53H201L200 51H202L201 49H206V48H207V47H206V48H202V45H203ZM205 43L208 44L206 40H205ZM217 43H219L218 40H217ZM237 43H238V42H237ZM25 44H26V43H25ZM33 44L35 45V44H37V42H35V43H33ZM40 44H42V42H41ZM68 44H69V43H68ZM70 44L72 45V42H71V41H70ZM73 44H74V43H73ZM75 44H77V45H75ZM75 44H74V46H78V43L75 42ZM79 44H80V43H79ZM113 44H114V43H113ZM115 44L112 45V46H114V48H116V47H115ZM139 44H140V43H139ZM144 44H141V45H144ZM149 44H150V43H149ZM149 44H148V45H149ZM154 44H155V45L157 46V48H158V49L156 48V49H157V50H156V53H155V45H154ZM206 44H205V45H206ZM221 44H222V43L218 44V46L221 45ZM227 44H228V41H227ZM230 44H231V43H229V45H230ZM241 44H242V43H241ZM245 44H246V42H245ZM245 44H244V45H245ZM248 44H249V43H248ZM252 44H253V43H252ZM44 45H45V44H44ZM44 45H43V46H44ZM48 45H49V44H48ZM66 45H67V44H66ZM71 45H70V46H71ZM83 45H84V44H83ZM104 45H105V44H104ZM118 45L121 46L120 44H118ZM118 45H116V46H118ZM181 45H184V46H181ZM215 45H216V44H215ZM215 45L213 44V46H214L213 49H212V45H211V46H208V47H211V50L214 51V50L216 49V48H215V47H216ZM223 45H224V44H223ZM229 45H228V46H229ZM234 45H235V44H234ZM250 45H251V44H249V46H250ZM11 46H12V45H11ZM25 46H26V45H25ZM32 46H33V45H32ZM37 46H38V45H36V47L33 46V47H35L34 49H36ZM68 46H69V45H67V47H68ZM80 46H81V45H79V47H80ZM102 46H103V45H102ZM112 46L109 45V47L113 48ZM144 46H146V44H145ZM218 46H217V47H218ZM225 46H226V45H225ZM236 46H237V45H236ZM247 46H248V45H247ZM252 46H253V45H252ZM64 47H65V46H64ZM72 47H73V46H71V48H72ZM79 47H78V49H79ZM83 47H84V46H83ZM83 47L81 46L79 50L83 49ZM90 47L94 48V46H92V45H91ZM122 47H120V48H122ZM204 47H205V46H204ZM222 47H223V46H221V48H222ZM238 47H239V46H238ZM253 47H254V46H253ZM12 48H13V47H12ZM14 48H15V47H14ZM47 48H48V47H47ZM68 48H69V47H68ZM107 48H108V46H107ZM111 48H109V50H110ZM114 48H113L112 51L115 50ZM141 48H142V46L140 47V49H141ZM147 48H149V47H147ZM188 48L186 49L187 51H188ZM197 48H196V49H197ZM199 48H200V49H199ZM223 48H224V47H223ZM20 49H21V48H20ZM26 49H27V48H26ZM39 49H40V47H39ZM39 49H36V50L39 51ZM41 49H42V48H41ZM45 49H46V48H45ZM48 49H49V48H48ZM65 49H66V48H65ZM65 49H64V50H65ZM75 49H76V48H73L74 51H75ZM78 49H77V50H78ZM116 49H117L116 51H118L119 48H116ZM127 49H128V48H127ZM137 49H138V48H137ZM137 49L134 48V51H133L132 49H131L132 51L129 50V54H131L130 52L133 53V54H132V55H133V56H132L133 59H134V54L137 53V52H135V50H137ZM142 49H143V48H142ZM144 49H145V47H144ZM170 49H171V51H170ZM173 49H174V48H173ZM196 49H195V50H196ZM217 49H218V48H217ZM217 49H216V50H217ZM219 49H220V47H219ZM226 49H227V47L225 48V51H223V53H224V52L227 53V52H226V51H227ZM242 49H243V46H242ZM245 49H246V48H245ZM249 49L252 50L251 47H250ZM256 49H257V48H255V50H256ZM28 50H29V49H28ZM51 50H52V49H51ZM70 50H71V49H70ZM70 50H69V51H70ZM73 50L71 51V53L73 52ZM79 50L76 51V52H78V54H79ZM86 50H87V49H86ZM89 50H90V49H89ZM94 50H95V49H94ZM123 50H124V49H122V53H123ZM149 50H151V48H150ZM184 50H185V48H184ZM195 50H193V51H195ZM207 50H208V48H207ZM207 50H206V52H207ZM209 50H210V49H209ZM209 50H208V51H209ZM220 50H221V49H220ZM237 50H238V49H237ZM247 50H248V48H247ZM247 50H246V52H247ZM13 51H14V50H13ZM92 51H93V50H92ZM120 51H121V49H120ZM140 51H141V50H140ZM146 51H147V49H146ZM161 51H162V52H161ZM163 51H165V52H163ZM172 51H173V52H172ZM179 51H180V50H179ZM181 51H182V50H181ZM187 51H185V53L182 51V53H184L185 56H187V55H188V53L186 54ZM203 51H204V50H203ZM221 51H222V50H221ZM228 51H229V50H228ZM233 51H234V49H233ZM239 51H240V50H239ZM243 51H244V50H243ZM22 52H23V51H22ZM40 52H41V51H40ZM52 52H54V51H52ZM58 52H59V51H58ZM60 52H61V51H60ZM83 52H84V54H85V51H83ZM118 52H119V51H118ZM118 52H117V53H118ZM124 52H126V50H125ZM141 52H142V51H141ZM143 52H145V50H144ZM147 52L149 53V51H147ZM152 52H150V53H152ZM170 52H171V53H170ZM174 52H175V53H174ZM189 52H190L191 54H193V53H192V50H191V51L189 50ZM210 52H211V51H210ZM217 52H218L219 60H221V62H222V64H223V63H224L223 61H224L225 59H223V57H222L223 60L220 59L221 57H220V55H219V51H218V50L215 51L216 54H217ZM235 52H236V50H235ZM237 52H238V51H237ZM237 52H236V53H237ZM251 52H252V51H251ZM259 52H260V51H259ZM259 52H258V53H259ZM23 53H24V52H23ZM38 53H39V52H36V55H37ZM65 53H66V52H65ZM111 53H113V52H111ZM115 53H116V52H115ZM117 53H116V55H115L114 57H116L118 54L121 55L120 52H119L118 54H117ZM138 53H139V50H138ZM138 53H137V54H138ZM145 53H146V52H145ZM145 53H144V55H146ZM148 53H147V54H148ZM202 53H204V52H202ZM208 53H209V52H208ZM215 53L213 52V54H215ZM225 53H224V54H225ZM230 53H232V52H230ZM233 53H234V52H233ZM233 53H232V54H233ZM236 53L234 54L235 56H236ZM239 53H243V52L241 51V52H239ZM18 54H19V53H18ZM44 54H45V53H44ZM50 54H52V53L50 52L49 55H50ZM60 54L62 55V52H61ZM74 54H75V53H74ZM88 54H89V53H88ZM102 54H105V53H102ZM123 54H124V53H123ZM142 54H143V53H142ZM166 54H167V53H166ZM220 54H222V53H220ZM224 54H222V55H224ZM228 54H229V53H228ZM237 54H238V53H237ZM251 54H252V53H251ZM262 54H263V53H262ZM14 55H15V54H14ZM16 55H17V54H16ZM19 55H20V54H19ZM33 55H35V54H33ZM40 55H41V54H40ZM46 55H48V54H46ZM67 55H69V54L67 53ZM72 55H73V54H72ZM76 55H77V54H76ZM82 55H83V54H82ZM82 55H81V57H83ZM92 55H93V54H92ZM108 55H109V53H108ZM108 55L106 56V58L108 57ZM113 55H114V54H113ZM127 55H128V54H127ZM127 55L125 54L124 56H127ZM135 55H136V54H135ZM152 55H153V54H152ZM152 55H150V56H152ZM163 55H164V54H163ZM178 55H179V54H178ZM178 55H176V56H178ZM180 55H181V54H180ZM182 55H183V54H182ZM182 55H181V56H182ZM198 55H197V58L199 57ZM230 55H231V54H229L228 58L230 57ZM234 55H233V56H234ZM21 56H22V55H21ZM24 56H25V55H24ZM42 56H43V55H42ZM56 56H57V54H56ZM65 56H66V55H65ZM70 56H71V55H70ZM77 56H79V55H77ZM103 56H105V55H103ZM103 56H102V57H103ZM118 56H119V55H118ZM118 56H117V57H118ZM121 56H122V55H121ZM121 56H119V60H121V59L124 60V57L122 56V57H123V58H122ZM128 56H130V55H128ZM128 56H127V57H128ZM136 56H137V55H136ZM136 56H135V58H136L138 61L136 62V61H135L136 59H134V61H135L136 63H135V64L133 63V64H134L135 68L138 70V65H139L140 63H143V62H141V61H143V60H142V59H143V58H142L143 56L141 57V56L138 55V56L140 57V59H138ZM155 56H153V57L155 58ZM160 56H157V57H160ZM165 56H166V55H165ZM176 56H175V58H178V57H176ZM194 56H195V52H194ZM194 56H192V57L194 58ZM205 56H207V55L204 54V56H202V57L206 58V60H209V58H207V57H205ZM209 56H210V54H209ZM209 56H208V57H209ZM225 56H227V54H226ZM233 56H232V57H233ZM250 56H252V55H250ZM12 57H13V55H12ZM16 57H17V56H16ZM35 57H36V56H35ZM40 57H41V56H40ZM45 57H46V56H45ZM45 57H44V58H45ZM50 57H51V56H50ZM75 57H76V56H75ZM79 57H80V56H79ZM79 57H78V58H79ZM81 57H80V58H81ZM88 57H89V56H88ZM88 57H87V58H88ZM102 57H101V58H102ZM109 57H110V56H109ZM111 57H113V56H111ZM111 57H110V58H111ZM114 57L111 58V59H114ZM117 57H116V58H117ZM127 57H126V59L123 61V63H121V61H120V63L122 64V65L120 64L121 67L123 66L124 62H125V63H129V62H130V61L126 62L127 59L129 60V58H127ZM146 57H149V56L146 55ZM146 57H145V58H146ZM162 57H163V56H162ZM188 57H191V56H190V55L187 56V57H186L187 59H186V58L184 57V55H183L182 59L184 58V60H185V59L188 60ZM195 57H196V56H195ZM212 57H213V56L211 55V58H212ZM238 57H239V54H238ZM243 57H244V55H243ZM246 57H247V56H246ZM248 57H249V56H248ZM257 57H258V55H256L255 58H257ZM33 58H34V57H33ZM37 58H38V57H37ZM42 58H43V57H42ZM53 58H55V57H53ZM53 58H52V59H53ZM99 58H100V57H99ZM106 58H104L105 61H106ZM120 58H121V59H120ZM151 58H152V57H151ZM154 58H152V59L155 60L156 58H155V59H154ZM164 58H165V57H164ZM164 58H163V59H164ZM171 58H170V59L168 58V59H169L168 61H170ZM175 58H172V59H175ZM180 58H181V57H180ZM216 58L218 59V57H216ZM224 58H225V57H224ZM233 58H235V57H233ZM27 59H28V58H27ZM30 59H31V58H30ZM49 59H50V58H49ZM60 59H62V58H60ZM63 59H64V58H63ZM69 59H70V58H69ZM73 59H74V58H73ZM82 59H83V58H82ZM89 59H90V57H89ZM104 59H100V60L102 61V65H103V63H104V61H103ZM117 59H118V58H117ZM130 59H131V57H130ZM152 59L149 58V64H151L150 60H152ZM160 59H161V57H160ZM160 59H159V60H160ZM178 59H179V58H178ZM178 59H177V60L175 59L176 61L173 60V63H174V62H177ZM190 59H191V58H190ZM190 59H189V60H190ZM199 59L201 60L202 58L199 57ZM237 59H238V61H240L239 59L242 60L243 58H241V56H240V57L237 58ZM259 59H260V58H259ZM259 59H258V60H259ZM25 60H26V59H25ZM38 60H39V59H38ZM46 60H47V59H46ZM100 60L98 59V61H100ZM115 60H116V59H115ZM119 60H118V62H115V64L113 63V64H114L113 66L117 65V64L119 63ZM147 60H148V59H147ZM159 60L156 59V62L159 61ZM180 60H181V59H180ZM186 60H185V62H186ZM249 60H251V59H249ZM15 61H16V60H15ZM23 61H24V60H23ZM33 61H34V60H33ZM36 61H37V60H36ZM42 61H43V59H42ZM50 61H51V59H50ZM52 61H53V60H52ZM61 61H63V60H61ZM66 61H68V60H64V62H66ZM74 61H75V60H74ZM107 61H110V60L107 59ZM131 61H132V60H131ZM165 61H166V59H165ZM168 61H167V63H169ZM191 61L194 62L193 60H191ZM196 61H198V60H196ZM211 61H212V60H211ZM217 61H218V60H217ZM225 61H226V60H225ZM231 61L233 62V59H231ZM246 61H247V60H246ZM251 61H252V60H251ZM251 61H250V62H251ZM16 62H17V61H16ZM19 62H21V60H20ZM37 62H38V61H37ZM45 62H46V61H45ZM68 62H69V61H68ZM76 62H77V60H76ZM144 62H145V61H144ZM152 62H153V61H152ZM170 62H172V61H170ZM181 62H182V61H181ZM181 62H180V64H181ZM192 62H191V63H192ZM205 62H206V61H205ZM227 62H228V61H227ZM22 63H23V62H22ZM35 63H36V62H35ZM43 63H44V62H43ZM55 63H56V62H55ZM57 63H58V59H57ZM62 63H63V62H62ZM81 63H82V62H81ZM116 63H117V64H116ZM131 63H132V62H131ZM146 63H148V62H146ZM154 63H155V62H154ZM154 63H153V64H154ZM159 63H161V61L158 62V63H156V65H159ZM163 63L165 64V62H163ZM173 63H172V65H173ZM189 63H190V62H189ZM197 63H198V62H197ZM197 63H195V64H197ZM235 63H237V61H236ZM241 63H242V62H241ZM241 63H240V64H241ZM244 63H245V62H243L242 64H244ZM246 63H247V62H246ZM248 63H249V62H248ZM251 63H252V62H251ZM256 63H257V62H256ZM18 64H19V63H18ZM24 64H25V63H24ZM27 64H29L28 61H27ZM37 64H38V63H37ZM45 64H46V63H45ZM48 64H50V63H48V61H47V65H45V66H48ZM58 64H60V63H58ZM65 64H66V63H65ZM67 64H69V66H71L70 63H67ZM67 64H66V65H67ZM78 64H80V63H78ZM100 64H101V63H100ZM174 64H175V63H174ZM185 64L188 65V63H185ZM193 64H194V63H193ZM202 64H203V63H201L200 66H201ZM227 64H228V63H227ZM229 64H232V63H229ZM15 65H16V64H15ZM33 65H34V64H33ZM38 65H39V64H38ZM50 65H51V64H50ZM87 65H88V64H87ZM107 65H111V66H112V61H111L110 64H107ZM120 65H117V66H118L117 68H121V67H119ZM145 65H146V64H145ZM166 65H167V64H165V65H163V66H166ZM182 65H183V64H182ZM208 65H209L208 79H209V78L212 79L213 76H216V77H214V78L217 79L218 82H219L220 84H229V82L231 81V80H229V78H230V77L232 78V76L230 75L231 72L228 73V71H226V70L229 69L230 67L232 68L234 64H233L232 66H230L229 68L225 67V68H227V69L225 70L226 72L224 71V69H222L223 66H222V67L219 66L220 64H213V62H212V63L208 62ZM225 65H226V64H225ZM236 65H237V64H236ZM238 65H239V64H238ZM252 65H253V64H251V67H253V68L255 67V68H256V66H259V65H261V64H259V65L254 64V65H256V66H252ZM21 66H22V65H21ZM21 66H20V67H21ZM36 66H37V65H36ZM40 66H41V65H40ZM54 66H55V65H54ZM56 66H57V65H56ZM69 66H66V69H67ZM75 66H76V65H74V67H75ZM97 66H98V65H97ZM100 66H101V65H100ZM111 66H110V67H111ZM113 66H112V67H113ZM129 66H131V65L129 64L128 67H129ZM134 66H131V68H130V73L132 72V67H134ZM143 66H144V64H142V67H143ZM146 66L148 67L149 65H146ZM152 66H153V67H152ZM163 66L160 65L159 68H161V67H163ZM205 66H206V65H205ZM228 66H229V65H228ZM248 66H249V64H248ZM16 67H17V65H16ZM20 67H19V68H20ZM37 67H38V66H37ZM42 67H43V66H42ZM42 67H39V68L41 69ZM49 67H50V66H49ZM81 67H82V66H81ZM106 67H107V66H106ZM108 67H109V66H108ZM110 67H109V68H110ZM142 67H141V65H140V68H139V69H143ZM150 67H152V68H151V73H150V75L152 74V72H153V73H154V72L156 73V69L158 68V66L156 67L155 71H154V70L152 71V69L155 68V65H152V64H151ZM167 67H168V66H167ZM167 67H166V68H167ZM234 67H235V66H234ZM260 67H261V66H260ZM13 68H14V67H13ZM46 68H47V67H46ZM58 68L60 69L59 66H57V69H58ZM72 68H73V67H72ZM97 68H98V67H97ZM101 68H103V67H101ZM114 68H116V67H114ZM114 68H113V69L110 68V69H112L111 73H115V72H116V70H115ZM164 68H165V67H164ZM170 68L172 69V67H170ZM236 68H237V67H236ZM236 68H235V69H236ZM239 68H240V67L238 66V68L236 69V71H237ZM244 68H247V66H246V67L244 66ZM249 68H250V67H249ZM249 68H248V69H249ZM26 69H27V68H26ZM31 69H32V68H31ZM37 69H38V68H37ZM40 69H39V70H40ZM57 69H56V70H57ZM61 69H63V68H61ZM64 69H65V68H64ZM64 69L61 70V71H64V72H65L66 69H65V70H64ZM70 69H71V68H70ZM70 69H69V73L71 74V71H73V70L70 71ZM83 69H84V68H83ZM95 69H96V68H95ZM124 69H125V68H124ZM124 69H123V71H124ZM145 69H146V67H145ZM235 69H234V70H235ZM258 69H260V68L258 67ZM42 70H43V69H42ZM44 70H46V69H44ZM56 70L54 69V71H56ZM114 70H115V72H113ZM118 70H119V69H118ZM121 70H122V69H121ZM146 70L148 71V69H146ZM168 70H169V69H168ZM168 70H167V71H168ZM174 70H175V69H174ZM229 70H230V69H229ZM239 70L241 71V69H239ZM239 70H238V71H239ZM251 70H253V69H249V73L251 72ZM261 70H262V69H261ZM29 71H30V70H29ZM34 71H36V69H35ZM37 71H38V70H37ZM83 71H85V69H84ZM90 71H91V70H90ZM94 71H95V70H94ZM107 71H110V70H106V72H107ZM138 71H139V70H138ZM141 71H142V72H140V73H144V74H143L144 76L142 75V76H143V77H142V81L144 80L145 77H146V79H148V78L151 77L150 75H149L150 77L146 76V74H148V72L146 73L145 70H144L145 72H143V70H141ZM149 71H150V68H149ZM169 71H170V70H169ZM236 71L234 72L233 75H235V73H236V75L239 74V73H237L238 71H237V72H236ZM240 71H239V72H240ZM246 71H247V70H246ZM253 71H254V70H253ZM255 71H256V69H255ZM258 71H259V70H258ZM31 72H32V71H31ZM41 72H42V71H41ZM56 72H57V71H56ZM64 72H61L60 75H62V73H64ZM67 72H68V71H67ZM92 72H93V71H92ZM92 72H90V73H92ZM98 72H99V71H98ZM100 72H101V71H100ZM100 72H99V73H100ZM117 72H119V71H117ZM121 72H122V71H121ZM125 72H127V74H126V77H127V75H128L129 72L127 71V69H126ZM134 72H135V69H134ZM134 72H133V73H134ZM170 72H171V71H170ZM172 72H173V71H172ZM176 72H177V71H176ZM247 72H248V71H247ZM263 72H264V71H263ZM263 72H262V74L264 75ZM12 73H13V72H12ZM39 73H40V72H39ZM44 73H45V72H44ZM46 73H47V72H46ZM48 73H49V72H48ZM48 73H47V74H48ZM65 73H66V72H65ZM69 73H68V74H69ZM73 73H74V72H73ZM77 73H78V72H77ZM81 73H82V72H81ZM99 73H98V74H99ZM103 73H104V72H103ZM111 73H110V75H112ZM133 73H131V76L135 78L136 74H134V76H133V75H132ZM135 73H136V72H135ZM155 73H154V74H155ZM157 73H158V76H160V77H163V76H164V78H165V77H169V76H165V75H164L165 70L162 69V68L160 69V71H159V69H158ZM157 73L155 74V77L157 76ZM167 73H169V72H167ZM167 73H166V74H167ZM241 73H243V71H242ZM249 73H246V74L244 73V74H242V76L244 75L243 77H246V75H248V76L252 75V74H249ZM252 73H253V72H252ZM256 73H257V72H256ZM32 74H33V73H32ZM35 74H36V73H35ZM37 74H38V72H37ZM50 74H51V73H50ZM53 74H54V73H53ZM70 74H69V75H70ZM95 74H96V73H95ZM100 74H101V73H100ZM137 74H138V73H137ZM154 74H152V75H153V79L155 78V77H154ZM174 74H176V73L174 72ZM206 74H207V73H206ZM258 74H260V72H258L256 75H258ZM22 75H23V73H22ZM39 75H40V74H39ZM39 75H38V76H39ZM51 75H52V74H51ZM56 75H57V74L55 73V76H56ZM58 75H59V72H58ZM58 75H57V79L59 78ZM69 75H67V79H68V76H69ZM74 75L76 76V73H75ZM80 75H81V74H80ZM91 75H92V74H91ZM93 75H94V73H93ZM93 75H92V76H93ZM115 75H116V74H115ZM115 75H114V76H115ZM169 75H170V73H169ZM240 75H241V74H240ZM256 75H255V76H256ZM263 75H261V77H262ZM17 76H18V75H17ZM28 76H29V75H28ZM34 76H35V75H34ZM40 76H41V75H40ZM63 76H64V75H62V77H63ZM65 76H66V75H65ZM83 76H84V75H83ZM87 76H88V75H87ZM87 76H85V80H86V77H87ZM89 76H90V74H89ZM96 76H97V75H96ZM101 76H102V75H101ZM112 76H113V75H112ZM137 76H139L138 79H140V80H138V82L140 83V82H141V78H140L141 75L139 74V75H137ZM137 76H136V77H137ZM248 76H247L246 79H248ZM255 76H252V77L250 76V78H253V77H254V79H255ZM19 77H20V76H19ZM26 77H27V75H26ZM45 77H46V76H45ZM48 77H49V76H48ZM53 77H54V75H53ZM71 77H72V76H70V78H71ZM97 77H98V76H97ZM121 77H122V76H121ZM132 77H131V79H133ZM147 77H148V78H147ZM160 77H159V78H160ZM235 77H236V76H235ZM257 77L260 78L259 75H258ZM30 78H31V77H30ZM34 78H35V77H34ZM42 78H43V77H42ZM55 78H56V77H54V80H57V79H55ZM60 78H61V77H60ZM60 78H59V79H60ZM70 78H69V79H70ZM78 78H79V77H78ZM98 78H99V77H98ZM112 78H113V77H112ZM118 78H119V77H118ZM118 78H116V79H118ZM128 78H129V77H128ZM159 78H158V80H159ZM171 78H172V77H171ZM19 79H20V78H19ZM19 79H18V80H19ZM25 79H26V78H25ZM25 79H24V80H25ZM27 79H28V78H27ZM27 79H26V80H27ZM37 79H38V77H37ZM47 79H48V78H47ZM75 79H77V78H75ZM91 79H92V78H91ZM101 79H102V78H101ZM101 79H100V80H101ZM103 79H104V78H103ZM119 79H120V78H119ZM119 79H118V80H119ZM150 79H151V78H150ZM150 79H149V80H150ZM155 79H156V78H155ZM162 79H163V78H161V80H159V82H161ZM167 79H168V78H165V81H166ZM169 79H170V78H169ZM233 79H234V78H233ZM22 80H23V79H22ZM31 80H32V79H30V81H31ZM35 80H36V79H35ZM38 80H39V79H38ZM40 80L42 81L43 79H40ZM45 80H46V79H45ZM45 80H44V81H45ZM50 80H51V79H50ZM64 80H65V79H64ZM79 80H80V78H79ZM88 80H90V79H88ZM88 80H86V81H88ZM93 80H94V76H93ZM105 80H106V79H105ZM112 80H113V79H112ZM124 80H125V79H124ZM134 80H136V79H134ZM134 80H132V81H134ZM235 80H237V79H235ZM240 80H242L241 77H240ZM251 80H253V79H249V81H251ZM257 80H258V79H257ZM257 80H255V81H257ZM33 81H34V80H33ZM36 81H37V80H36ZM61 81H62V80H61ZM61 81L59 80V82H57V83H58V86H59V84H61V83H60ZM83 81H84V80H83ZM95 81H96V80H95ZM121 81H122V80H121ZM145 81H146V80H145ZM147 81H148V80H147ZM151 81H152L151 84L153 85V84H154V83H153V80L151 79ZM163 81H164V80H163ZM170 81H171V80H170ZM170 81H169V82H170ZM244 81H245V79H244ZM13 82H14V81H13ZM24 82H25V81H24ZM38 82H39V81H38ZM46 82H47V80H46ZM49 82H50V81H49V79H48V82H47V83H49ZM52 82L55 83V81H52ZM62 82H63V81H62ZM67 82H68V81H67ZM67 82H66V83H67ZM69 82H70V80H69ZM90 82H91V81H90ZM92 82H93V81H92ZM98 82H99V80H98ZM101 82H102V81H100V83H101ZM123 82H124V81H123ZM123 82H122V83H123ZM125 82H126V83H124V84L126 85V84H127V79L125 80ZM136 82H137V80H136ZM155 82H157V81H155ZM159 82H158V83H159ZM172 82H174V81H172ZM207 82H208V81H207ZM213 82H214V81H213ZM238 82H240V81H237V84H238ZM246 82H247V81H246ZM251 82H252V81H251ZM27 83H28V82H27ZM44 83H45V82H43V84H44ZM47 83H46V84H47ZM64 83H65V82H64ZM77 83H79V82H77ZM104 83H105V82H104ZM104 83H103V85H104ZM106 83H107V82H106ZM108 83H109V82H108ZM116 83H117V82H116ZM131 83H133V82H131ZM131 83H130V80H129V83H128V84L130 85ZM139 83L136 84V85L138 86ZM141 83H142V82H141ZM141 83H140V84H141ZM144 83H145V82H144ZM165 83H166V82H165ZM165 83H164V84H165ZM231 83H233V82L231 81ZM235 83H236V82H235ZM258 83H260V81L256 83L257 86L259 85ZM15 84H16V83H15ZM38 84H39V83H38ZM40 84H42V83H40ZM46 84H45V85H46ZM51 84H52V83H51ZM75 84H76V83H75ZM146 84H147V83H146ZM148 84H150V83L148 82ZM156 84H157V83H156ZM160 84H163V83L161 82ZM160 84H159V85H160ZM164 84H163V85H164ZM168 84H169V83H168ZM168 84H167V85H168ZM175 84H176V83H175ZM208 84H209V83H208ZM244 84H246V83L244 82V83H243V86H244ZM251 84H252V83H251ZM251 84H249V85H251ZM21 85H22V84H21ZM21 85H20V86H21ZM28 85H29V83H28ZM47 85H48V84H47ZM47 85H46V88H48V87L51 86V85L49 84V86L47 87ZM85 85H86V84H85ZM95 85H96V82H95ZM98 85H99V84H98ZM111 85H112V84H111ZM120 85H121V83H120ZM125 85L123 86V88L126 87ZM134 85H135V84H134ZM136 85L134 86L135 88L133 87V84H131V86H130L131 88H133L132 90L129 89V90H131V93H132V94L134 93V92H132V91H133L134 89H136ZM167 85H166V87H168ZM177 85H178V84H177ZM206 85H207V83H206ZM218 85H219V84H218ZM238 85H239V84H238ZM18 86H19V85H18ZM18 86H17V87H18ZM70 86H71V85H70ZM73 86H74V85H73ZM73 86H72V88H73ZM87 86H88V83H87ZM107 86H108V85H107ZM112 86H113V85H112ZM112 86H111V87H112ZM117 86H118V85H117ZM139 86H140V87H139ZM139 86H138V87L141 88V87H143L144 85L142 84V86H141V85H139ZM146 86H147V85H146ZM153 86H154V85H153ZM153 86H151V87H153ZM157 86H158V85H157ZM157 86H156V85L154 86V87H156V90H155V88L153 87L155 91H158V90H157ZM208 86H209V85H208ZM208 86H207V87H208ZM245 86H247V85H245ZM26 87H27V85H26ZM29 87H30V86H29ZM53 87L55 88V86H52L51 90H53ZM56 87H57V86H56ZM74 87H75V86H74ZM81 87H82V86H81ZM90 87H91V86H90ZM90 87H89V88H90ZM97 87H98V86H97ZM97 87H96V88H97ZM108 87H109V86H108ZM128 87H129V86H128ZM128 87H127V89H128ZM138 87H137V90L139 89ZM148 87H149V86H148ZM148 87H147V88H148ZM151 87H150V90L148 89V92L150 91V93H151V89L153 90V88H151ZM164 87H165V86H164ZM169 87H171V85H170ZM207 87L205 86V88H207ZM216 87H217V86H216ZM219 87H220V86H219ZM223 87H224V86H223ZM223 87H222V88H223ZM235 87H237V86H235ZM235 87H234V88H235ZM248 87H250V86H248ZM24 88H25V87H24ZM43 88H44V87H43ZM57 88H58V87H57ZM60 88H61V87H60ZM60 88H58V89H60ZM62 88H63V87H62ZM69 88H70V87H69ZM91 88H92V87H91ZM98 88H99V87H98ZM98 88H97V89H98ZM106 88H107V87H106ZM109 88H110V87H109ZM117 88H118V87H117ZM147 88H146V89H147ZM159 88H162V89H163L162 86H159ZM159 88H158V89H159ZM176 88H178V87H176ZM227 88H228V87H227ZM246 88H247V87H246ZM18 89H19V88H18ZM28 89H29V88H28ZM48 89H49V88H48ZM55 89H56V88H55ZM55 89H54V90H55ZM75 89H76V88H75ZM104 89H105V88H104ZM107 89H108V88H107ZM118 89H120V88H118ZM141 89H143V88H141ZM167 89H169V88H167ZM167 89H166V91H167ZM171 89H172V88H171ZM209 89H210V88H209ZM209 89H208L207 91H209ZM219 89H220V88H219ZM235 89H236V88H235ZM19 90H20V89H19ZM33 90H34V89H33ZM36 90H37V89H36ZM39 90H40V89H39ZM44 90H46V89H44ZM44 90H43V91H44ZM63 90H64V89H63ZM80 90H81V89H80ZM86 90H87V89H86ZM91 90H92V89H91ZM116 90H117V89H116ZM120 90L122 91V88H121ZM120 90H119V91H115V90H114V91H115V92H118V94H119V92H121ZM125 90H126V89H125ZM125 90H124V91H125ZM129 90L127 91L128 93L130 92ZM137 90H135V91H136V92H135L136 94L139 93L138 91H139L140 89H139L138 91H137ZM154 90H153V91H154ZM169 90H170V89H169ZM211 90H212V88H211ZM221 90H222V89H221ZM221 90H220V91H221ZM224 90H225V88H224ZM236 90H238V89H236ZM239 90H240V89H239ZM250 90H251V89H250ZM254 90H255V91L257 90L256 87H254ZM37 91H38V90H37ZM41 91H42V90H41ZM47 91H48V90H47ZM47 91H46V92H47ZM59 91H60V90H59ZM61 91H62V89H61ZM89 91H90V90H89ZM101 91H102V89L100 90V92H101ZM103 91H104V90H103ZM143 91H145V89H143ZM146 91H147V90H146ZM153 91H152V92H153ZM175 91H176V90H175ZM205 91H206V90H205ZM216 91H217V90H216ZM226 91H227V90H226ZM240 91H242V89H241ZM240 91H239V92H240ZM261 91H262V89H261ZM27 92H28V91H27ZM29 92H30V91H29ZM38 92H39V91H38ZM50 92H51V91H50ZM50 92L48 91L49 94H51ZM65 92H66V91H65ZM68 92H70V90H69ZM72 92H73V91H72ZM82 92H83V91H82ZM140 92H141V94H142V90H140ZM148 92H146V93H148ZM158 92L160 93V92H161V89H160V91H158ZM162 92H163V91H162ZM173 92H174V91H173V89H172V92H170V93H173ZM176 92H177V91H176ZM203 92H204V91H203ZM203 92H202V93H203ZM211 92L213 93V91H211ZM221 92H223V91H221ZM239 92H237V93H239ZM257 92H258V90H257ZM259 92H260V91H259ZM259 92H258V94H259ZM25 93H26V92H25ZM31 93H32V92H31ZM48 93H46V94H48ZM53 93H54V92H53ZM79 93H80V92H79ZM96 93H97V91H96ZM96 93H94V94H96ZM98 93H99V92H98ZM106 93H107V92H106ZM122 93H123V91H122ZM150 93H149V94H150ZM156 93H157V92H156ZM156 93H155V94H156ZM174 93H175V92H174ZM212 93H210V94L212 95ZM216 93H217V92H216ZM219 93H220V92H219ZM219 93H218V94H219ZM223 93H224V92H223ZM237 93H236V94H237ZM244 93H246V92L242 91V94H244ZM254 93H255V92H254ZM61 94H62V93H61ZM72 94H73V93H72ZM99 94H100V93H99ZM120 94H121V93H120ZM120 94H119V95H120ZM124 94H126V91H125ZM124 94H123L122 96H124ZM129 94H130V93H129ZM129 94H128V96L131 97V95H129ZM143 94H145V93H143ZM143 94H142V97L145 96V95H143ZM157 94H158V93H157ZM157 94H156V96H157ZM160 94H161V93H160ZM168 94H169V93H168ZM206 94H207V93H205V97H206ZM210 94L208 95V97H206V99L210 100V101H207V102H211V101H212V99L209 98V97H210ZM224 94H225V93H224ZM229 94H230V93H229ZM234 94H235V93H234ZM242 94H241V95H242ZM248 94H249V93H248ZM39 95H40V94H39ZM82 95H83V94H82ZM86 95H87V94H86ZM86 95H85V96H86ZM101 95H102V94H101ZM104 95H105V94H104ZM138 95H139V94H138ZM146 95H147V94H146ZM158 95H159V94H158ZM161 95H162V94H161ZM175 95H176V94H175ZM200 95L202 96V94H200ZM221 95H222V93H221ZM221 95H220V97H221ZM238 95H239V94H238ZM238 95H237V96H238ZM45 96H46V95H45ZM75 96H76V95H75ZM122 96L120 97V99L122 98ZM154 96H155V95H154ZM156 96H155V97H156ZM177 96H178V95H177ZM230 96H231V95H230ZM237 96H236V97H237ZM257 96H258V95H257ZM19 97H20V96H19ZM48 97H49V96H48ZM50 97H51V96H50ZM70 97H71V95H70ZM80 97H81V96H80ZM87 97H88V96H87ZM90 97H91V96H90ZM94 97H95V96H94ZM94 97H93V98H94ZM97 97H98V96H97ZM115 97H116V95H115ZM117 97H118V96H117ZM132 97H133V100H134V97H135V96H132ZM140 97H141V96H140ZM140 97H136V98H139V99L142 100V97H141V98H140ZM147 97H148V98L151 97V99L149 98L150 102L154 99V98L152 99V97H153V94H152V93H151L150 96L147 95ZM147 97H146V99H147ZM157 97H158V96H157ZM157 97H156V99H157ZM168 97H169V95L166 96V98H168ZM192 97H195V96H191V98H192ZM243 97H244V96H243ZM248 97H249V96H248ZM250 97H251V96H250ZM253 97H254V96H253ZM259 97H262V95H259ZM21 98H22V96H21ZM23 98H24V96H23ZM35 98H36V97H35ZM42 98H43V97H42ZM66 98H67V97H66ZM84 98H85V97H84ZM107 98H109L108 95H107ZM123 98H124V97H123ZM126 98H127V97H126ZM144 98H145V97H144ZM159 98L162 99V96H161V97L159 96ZM163 98H165V96H164ZM166 98H165V99H166ZM179 98H180V97H179ZM198 98H200V97H198ZM221 98H222V97H221ZM223 98H224V96H223ZM228 98L230 99V97H228ZM232 98H233V97H232ZM246 98H247V97H246ZM28 99H29V97H28ZM40 99H41V98H40ZM76 99H77V98H76ZM76 99H75V100H76ZM101 99H102V98H101ZM114 99H117V98H114ZM127 99H128V98H127ZM127 99H125V100H127ZM146 99H145V100H146ZM169 99H171V96H170ZM169 99H168V100H165V101H168V102H169ZM257 99H258V98H257ZM34 100H35V99H34ZM34 100H33V101H34ZM45 100H46V99H45ZM48 100H50V99H48ZM105 100H106V99H105ZM121 100H122V99H121ZM123 100H124V99H123ZM123 100H122V101H123ZM129 100H131V99L129 98ZM129 100H128V101H129ZM133 100H132V101H129V102H130V105H132L131 102H134L133 104H134L135 107H136V103H135L136 101H133ZM135 100H136V99H135ZM141 100H138V102H137L138 105H137V106L140 105V104H139V103H140L139 101H141ZM145 100H144V101H145ZM158 100H159V99H158ZM171 100H173V101L170 102V104H171V105H172V103L175 104L174 102H175L176 100L174 101V98L171 99ZM171 100H170V101H171ZM179 100H180V102H181V98H180V99H177V101H179ZM184 100H185V99H183V101H184ZM222 100H224V99H222ZM227 100H228V99H227ZM254 100H255V99H254ZM261 100H262V99H261ZM261 100L259 99L258 101L260 102ZM263 100H264V99H263ZM263 100H262V102H263ZM30 101H31V100H30ZM30 101H29V102H30ZM66 101H67V100H66ZM117 101H118V100H117ZM128 101H127V102H128ZM163 101H164V100H163ZM163 101H162V102H163ZM183 101H182V102H183ZM191 101L194 102V103L197 102L196 100H193V99H192ZM191 101H190V104L192 105ZM199 101H200V99H199ZM202 101H205V100H202ZM202 101H201V102H202ZM245 101H246V100H245ZM37 102H38V101H37ZM39 102H40V101H39ZM41 102H42V101H41ZM49 102H50V101H49ZM52 102H54V101H52ZM52 102H51V103H52ZM58 102H59V101H58ZM80 102H81V101H80ZM118 102H119V101H118ZM118 102H117V103H118ZM125 102H126V101H125ZM129 102H128V103H129ZM150 102H149V103H150ZM185 102H186V101H185ZM188 102H189V100H188ZM251 102H252V101H251ZM254 102H256V100H255ZM254 102H253L252 104H255V105L257 104V106H259L258 103H254ZM24 103H25V102H24ZM42 103H43V102H42ZM47 103H48V102H47ZM47 103H46V105H47ZM114 103H115V102H114ZM121 103H122V102H121ZM147 103H148V102H146L145 104L147 105ZM152 103H154V102H152ZM158 103H159V105H160V102H159V101H158ZM158 103L156 102V103H154V104H157V105H158ZM186 103H187V102H186ZM194 103H193V104H194ZM225 103H226V101H225V102H222V101L220 102V100H219V101H215V104L218 105V106H216L215 108H217V107H219V106L221 107V105H224ZM244 103H246V102H244ZM36 104H37V103H36ZM48 104H49V103H48ZM100 104H101V103H100ZM109 104H110V103H109ZM111 104H112V103H111ZM115 104H116V103H115ZM119 104H120V103H119ZM126 104H127V103H126ZM163 104H165V103H163ZM163 104H161V106H162ZM166 104H168V103H166ZM179 104H184V105H185V103H179ZM179 104H178V105H179ZM190 104H188V105H190ZM200 104H201L203 107L207 105V104H206V105H205V104L203 105L202 103H200ZM210 104H213V103H209V106H210ZM215 104H214V106H215ZM220 104H221V105H220ZM228 104H229V102H228ZM261 104H262V103H261ZM261 104H260V105H261ZM65 105H66V104H65ZM124 105H125V103L123 104V106H124ZM128 105H129V104H127V108H129ZM143 105H144V103H143ZM143 105H142V102H141V106H142V107H143ZM146 105H145V106H146ZM159 105H158V106H159ZM171 105H170V106H171ZM188 105H187V107H188ZM241 105H242V104H241ZM247 105H248V104H246L245 107H247ZM255 105H254V106H255ZM33 106H34V105H33ZM49 106H52V105H49ZM49 106H48V107H49ZM120 106H121V105H120ZM141 106H139L140 108L137 107L138 110H139V109H140V110L143 109V108H141ZM147 106H149V104H148ZM150 106H151V103H150ZM166 106H167V105H166ZM173 106H174V105H173ZM173 106H172V107H173ZM179 106H180V105H179ZM179 106H177V107H179ZM199 106H200V105H198V103H197V104H196V108L199 107ZM209 106H208V107H209ZM211 106H212V105H211ZM26 107H27V106H26ZM28 107L31 108L32 106H31V107L28 106ZM112 107H113V106H112ZM117 107L119 108V106H117ZM154 107H155V110H157L155 105H154ZM181 107H183V106H181ZM181 107H180V110H181ZM190 107H191V106H190ZM190 107H189V108H190ZM208 107H206V109H207ZM223 107H225V106H223ZM229 107H230V106H229ZM22 108H23V107H22ZM46 108H47V107H46ZM53 108H54V107H53ZM93 108H94V107H93ZM98 108H99V107H98ZM102 108H103V107H102ZM110 108H111V107H110ZM124 108H125V107H123V109H124ZM130 108H131V107H130ZM137 108H136V109H137ZM157 108H159V107H157ZM160 108H161V107H160ZM162 108H163V107H162ZM162 108H161V109H162ZM185 108H186V107H185ZM192 108H193V107H192ZM201 108H202V107H201ZM211 108H212V107H211ZM215 108H213V109H211V110L208 109V110H209V111H208V115L210 114L209 112L212 111V110H214ZM226 108H227V111H228V110H231V108H229V109H228V107H226ZM250 108H251V107H250ZM258 108H259V107H258ZM258 108H257V109H258ZM261 108H263V107H261ZM51 109H52V108H51ZM100 109H101V108H100ZM111 109H112V108H111ZM111 109H110V110H111ZM114 109H115V108H114ZM116 109H117V108H116ZM149 109L151 110V109H153V107L151 106V108L149 107ZM149 109H144V110H145V111L148 110V112H150ZM164 109H165V108H163V111H164ZM178 109H179V108H178ZM183 109H184V108H183ZM186 109H187V108H186ZM186 109H185V110H186ZM197 109H199V108H197ZM218 109H220V108H218ZM243 109H244V108H243ZM257 109H256V110H257ZM23 110H24V109H23ZM33 110H34V109H33ZM129 110H130V109H129ZM129 110H128V112H130ZM173 110H174V109H173ZM188 110H189V109H188ZM188 110H187V111H188ZM192 110H194V108H193ZM203 110H204V109H203ZM215 110H216V109H215ZM220 110H222V108H221ZM220 110H218V112H219ZM224 110H225V109H224ZM238 110H239V109H238ZM241 110H242V109H241ZM252 110H254V109H252ZM27 111H28V110H27ZM29 111H30V110H29ZM100 111H101V110H100ZM119 111H121V110H119ZM119 111H118V112H119ZM136 111H137V110H136ZM141 111H142V110H141ZM175 111H176V110H175ZM197 111H198V110H196V112H197ZM200 111H201V110H200ZM222 111H223V110H222ZM222 111H221V112H222ZM243 111H244V110H243ZM243 111H242V115H243V113H244ZM249 111H250V109H249ZM257 111H259V110H257ZM260 111H261V109H260ZM263 111H264V110H263ZM107 112H108V111H107ZM112 112H113V111H112ZM122 112L124 113V111H122ZM155 112H156V111H155ZM158 112H159V111H157V113H158ZM177 112H179V111H177ZM183 112H185V111H183ZM196 112H195V113L193 112V113H194L196 116L199 117L198 113H196ZM212 112L214 113V111H212ZM218 112H216V113H218ZM221 112H220V113H221ZM228 112H229V111H228ZM228 112H227V113H228ZM234 112H235V109H234ZM255 112H256V111H255ZM255 112H253L252 114H254ZM24 113H25V112H24ZM27 113H28V112H27ZM98 113H99V112H98ZM137 113H139V111H138ZM142 113H144V112H142ZM150 113H151V112H150ZM150 113H149V114L146 113L147 116L145 115L146 117H149V118L143 117L144 114H143V116L140 115V114H138V115H140L141 117H143V119L146 118V120L148 121V119H150V116H149ZM153 113H154V112H153ZM160 113H161V111H160ZM173 113H175V112H172L171 114H172V115H175V114H173ZM179 113H181V112H179ZM193 113H192V114L189 113V114L194 115ZM201 113H202V112H201ZM204 113H205V112H204ZM220 113H219L217 116L220 115L219 117H221L222 115H221ZM222 113H223V112H222ZM227 113H226V115H227ZM230 113H231V112H230ZM238 113H240V112H238ZM249 113H250V112H249ZM260 113H262V112H260ZM260 113H259V114H260ZM33 114H34V113H33ZM95 114H96V113H95ZM101 114H102V113H101ZM111 114H112V113H111ZM118 114H119V113H118ZM118 114H117V116H118ZM124 114H127V113H124ZM124 114H123V115H124ZM132 114H133V111H132L131 115H132ZM154 114H156V113H154ZM154 114H153V115H154ZM163 114H164V113H163ZM163 114H161V117H162ZM184 114H185V113H184ZM211 114H212V113H211ZM228 114H229V113H228ZM252 114H251V115H252ZM259 114H258V115H259ZM24 115H25V114H24ZM119 115H121V114H119ZM134 115H135V114H134ZM156 115H158V121H159V123L161 124V121H160L159 119L162 120V119H164V117H165L164 120H166V115H167V114H166V109H165V114L163 115V116H164L163 118H161V117L159 118V114H156ZM156 115L154 116V118L156 117ZM179 115H182V114H178V116H179ZM186 115L188 116V113H187ZM186 115H185V117L188 118ZM195 115H194V116H195ZM200 115H201V114H200ZM214 115H215V114H214ZM230 115H231V114H229V117H230ZM237 115H238V114H237ZM239 115H240V114H239ZM242 115H240V116H242ZM244 115H245V114H244ZM251 115H250V116H251ZM258 115H257V117L254 118V121H253L254 123L257 121V120L255 121V119H257V118L260 117V116L258 117ZM110 116H111V115H110ZM126 116H127V115H126ZM128 116H129V115H128ZM151 116H152V115H151ZM167 116H169V115H167ZM182 116H183V115H182ZM189 116H190V115H189ZM196 116H195V117H196ZM201 116H202V115H201ZM203 116H205V115H203ZM203 116H202V117H203ZM224 116H225V115H224ZM227 116H228V115H227ZM227 116H226V117H227ZM231 116H232V115H231ZM233 116H234V115H233ZM233 116H232V117H233ZM261 116H262V118H263V117H264V114H261ZM99 117H100V115H99ZM106 117H107V116H106ZM169 117H170V116H169ZM180 117H181V116H180ZM183 117H184V116H183ZM185 117H184V118H185ZM191 117H192V116H191ZM191 117H190V119H191ZM198 117H196V118H198ZM202 117H201V118H202ZM209 117H210V116H209ZM253 117H254V116H253ZM253 117H250V119L252 120ZM102 118H103V117H102ZM114 118H115V117H114ZM133 118H135V117H133ZM136 118H137V117H136ZM175 118H176V115H175ZM214 118L217 119L218 117H214ZM214 118H213V119H214ZM221 118H225V117H221ZM233 118H234V117H233ZM233 118H231V119L229 120V122H230V121L232 122ZM239 118H240V117H239ZM239 118L236 117V120L238 121ZM27 119L29 120L28 117H27ZM121 119H122V118H121ZM124 119H125V118H124ZM139 119L142 120L141 118H139ZM152 119H153V118H152ZM188 119H189V118H188ZM194 119H195V118H194ZM203 119H204V118H203ZM228 119H229V118L227 117V120H228ZM240 119H241V118H240ZM240 119H239V120H240ZM243 119H244V118H243ZM243 119H242V122H243ZM259 119H260V118H259ZM34 120H35V117H34ZM111 120H113V119H111ZM111 120H109V121H111ZM125 120H126V119H125ZM128 120H130V119H128ZM132 120H134V119H132ZM140 120H139V122H141ZM156 120H157V119H156ZM204 120H205V119H204ZM206 120H207V119H206ZM218 120H223V122H226V121H224V119H220V118H218ZM218 120H217L216 122H218ZM234 120H235V119H234ZM261 120H263V119H261ZM26 121H27V120H26ZM118 121H119V119H118ZM120 121H121V120H120ZM134 121H136V119H135ZM143 121H144V120H143ZM166 121H167V120H166ZM171 121H172V118L170 119V122H171ZM174 121H176V120H174ZM177 121L180 122V120H178V119H177ZM187 121H188V120H186V121L184 120L183 122H187ZM190 121H192V120H189V122H190ZM196 121H197V119H196ZM210 121H211V120H209V122H210ZM237 121H236V122L233 121V123H234V124L236 123L235 125H236V126H239V125H237ZM258 121H259V120H258ZM101 122H102V121H101ZM105 122H107V121H105ZM111 122H112V121H111ZM126 122H127V120H126ZM154 122H155V120H153L152 123H154ZM156 122H157V121H156ZM163 122H164V123H163ZM168 122H169V121H168ZM168 122L165 124V121H162V124H165V126H166L167 124L170 123V122H169V123H168ZM189 122H188V124H189ZM199 122H200V121H199ZM207 122H208V121H207ZM216 122H215V123H216ZM231 122H230V123H231ZM253 122H252L251 124H253ZM25 123H26V122H25ZM29 123H30V121L28 122V124H29ZM35 123H36V122H35ZM102 123H103V122H102ZM116 123H117V121H116ZM146 123H147V122H146ZM149 123H150V122H148V125H149ZM193 123H194V122H193ZM203 123H206V121L203 122ZM211 123H212V122H211ZM233 123H232V124H228L227 126H229V125H234ZM243 123H244V122H243ZM260 123H261V122H260ZM30 124H31V123H30ZM104 124H105V123H104ZM124 124H125V123H124ZM142 124H145V121H144ZM176 124H179V123H176ZM181 124H182V123L180 122V125H181ZM186 124H187V123H186ZM191 124H192V122H191ZM200 124H201V123H200ZM208 124H209V123H208ZM218 124H219V123H218ZM224 124H225V123H224ZM238 124H239V123H238ZM249 124H250V123H249ZM257 124H258V123H256V125H257ZM261 124H262V123H261ZM26 125H27V124H26ZM127 125H128V124H127ZM135 125H136V124H135ZM148 125L145 124V126H147V127H148ZM154 125H156V124L154 123ZM172 125H173V124H172ZM183 125H184V123H183ZM202 125H203V124H202ZM213 125H214V124H212V126H213ZM222 125H223V124H222ZM225 125H226V124H225ZM240 125H241V124H240ZM256 125H254V126H256ZM263 125H264V124H263ZM29 126H30V125H29ZM114 126H115V125H114ZM119 126H120V124H119ZM130 126H131V124H130L128 127L131 128V127H133L134 125L131 126V127H130ZM138 126H140V123L138 124ZM143 126H144V125H142V127H143ZM149 126H150V125H149ZM157 126H158V122H157L156 127H157ZM161 126H162V125H160V127H161ZM163 126H164V125H163ZM163 126H162V128H161V129L163 130V132H164V131H168L167 129L171 128V126L169 127V125H168V128H167V129H166L167 126H166V127H165V126L163 127ZM184 126H185V125H184ZM191 126H193V124H192ZM205 126H207V125H205ZM205 126H204V127H205ZM210 126H211V124H210ZM259 126H260V125H258L256 132L258 131ZM123 127H124V126H123ZM140 127H141V126H140ZM140 127H139V131H140ZM152 127H154V126H152ZM152 127L150 126L149 128L152 129V131H153V128H152ZM160 127H159V128H160ZM179 127H180V126H179ZM187 127H188V126H187ZM187 127H185L186 130H187ZM234 127H235V126H234ZM247 127H248V126H247ZM251 127H252V125H251ZM261 127H262V126H261ZM261 127H260V128H261ZM135 128H137L136 130H138V127H137V126H136ZM159 128H158V130L160 131ZM164 128H165V130H164ZM174 128H175V127H174ZM180 128H181V127H180ZM188 128H189V127H188ZM228 128H229V129H226L227 131H228V130L230 131V129H231V130L233 129V127L230 128V126H229ZM235 128H236V129H235V131H236L238 128H241V127H235ZM243 128H244V127H243ZM252 128H253V127H252ZM125 129H126V128H125ZM142 129H143V128H142ZM146 129H147V128H145L144 133L147 131ZM150 129H149V133L151 132ZM154 129H155V127H154ZM156 129H157V128H156ZM206 129H207V128H206ZM221 129H222V128H221ZM223 129H224V131L226 132L225 128H223ZM263 129H264V127H263ZM134 130H135V129H134ZM162 130H161V131H162ZM172 130H173V129H172ZM178 130H179V129H178ZM241 130H242V129H241ZM243 130H244V129H243ZM113 131H114V129H113ZM113 131H112V132H113ZM117 131H118V130H117ZM120 131H121V130H120ZM131 131H132V130H131ZM131 131H130V132H131ZM159 131H158V132H159ZM188 131H189V130H188ZM229 131H228V134L231 132V131H230V132H229ZM238 131H240V129H238ZM238 131H237V133H238V135L240 136V133H239ZM132 132H133V131H132ZM135 132H136V131H135ZM147 132H148V131H147ZM147 132H146V133H147ZM155 132H156V130H155ZM155 132H152V133H153V134L158 133V132H156V133H155ZM169 132H170V131H169ZM180 132H181V130H180ZM190 132L192 133V131H190ZM222 132H223V131H222ZM232 132H233V131H232ZM248 132H249V131H248ZM256 132H254L255 134H253V136H252V134H251V136L255 138V135L257 134ZM260 132H261V131H260ZM260 132H259V133H260ZM146 133H145V135H146ZM170 133H171V132H170ZM188 133H189V132H188ZM251 133H252V130H251ZM259 133H258V134H259ZM114 134H115V133H114ZM117 134H118V133H117ZM153 134H152V135H153ZM161 134H162V132H161ZM166 134H167V133H166ZM192 134H193V133H192ZM221 134H223V133H221ZM228 134H227V136H229ZM230 134H232V133H230ZM233 134H236V133H233ZM242 134H243V133H242ZM263 134H264V133H263ZM148 135H149V134H148ZM148 135H147V136H148ZM158 135H159V134H158ZM164 135H165V133H164ZM189 135H190V134H189ZM225 135H226V133H225ZM236 135H237V134H236ZM244 135H245V131H244ZM246 135H250V133H249V134H246ZM118 136H119V135H118ZM122 136H123V135H122ZM139 136H140V135H139ZM142 136H143V134H142ZM153 136H154V135H153ZM159 136H160V135H159ZM192 136H193V135H192ZM230 136H231V135H230ZM241 136H242V135H241ZM251 136H250V137H251ZM154 137H155V136H154ZM165 137H166V136H165ZM168 137H170V136H168ZM223 137H224V136H223ZM233 137H234V139H235V138H238L237 136L235 137V135H233ZM252 137H251V138H252ZM259 137H260V136H259ZM262 137L264 138V136H262ZM135 138H136V137H135ZM157 138H158V137H157ZM157 138H156V139H157ZM160 138H161V137H160ZM219 138H220V137H219ZM229 138H230V137H229ZM231 138H232V136H231ZM239 138H240V137H239ZM257 138H258V136H257ZM257 138H255V139L257 140ZM145 139H146V138H145ZM158 139H159V138H158ZM226 139H228V138H226ZM232 139H233V138H232ZM249 139H250V138H249ZM138 140H139V139H138ZM140 140H141V139H140ZM143 140H144V139H143ZM167 140H168V139H167ZM165 141H166V140H165ZM237 141H238V140H237ZM136 142H137V141H136ZM146 142H147V141H146ZM150 142H151V141H150ZM158 142H159V141H158ZM158 142H157V143H158ZM163 142H164V141H163ZM190 142H191V140H190ZM221 142H222V141H221ZM254 142H255V141H254ZM165 144H166V143H165ZM197 144H198V143H197ZM255 144H256V142H255ZM135 145H136V144H135ZM162 145H163V144H162ZM162 145H161V146H162ZM245 145H247V144H245ZM248 145H249V144H248ZM136 146H137V145H136ZM139 146H140V145H139ZM141 146H142V144H141ZM146 146H148V145H146ZM167 146H168V144H167ZM195 146H196V143H195ZM249 146H250V145H249ZM249 146H248V148L251 147V146H250V147H249ZM159 147H160V146H159ZM164 147H165V145H164ZM168 147H169V146H168ZM243 147H244V146H243ZM246 147H247V146H245V148H246ZM252 147H253L252 150L255 149L254 147H257V144H256V145H253ZM144 148H145V147H144ZM166 148H167V147H166ZM257 148H258V147H257ZM257 148H256V149H257ZM131 149H132V148H131ZM155 149H157V148H155ZM155 149H154V150H155ZM159 149H161V147H160ZM241 149H242V148H241ZM250 149H251V148H250ZM146 150H147V149H146ZM148 150H149V149H148ZM154 150H153V151H154ZM166 150H167V149H165L164 151H166ZM245 150H246V149H245ZM252 150H250V152H251ZM140 151H141V150H140ZM140 151H139V152H140ZM144 151H145V149H144ZM157 151H158V150H157ZM224 151H226V150H224ZM149 152H150V150H149ZM151 152H152V151H151ZM243 152H245L244 149H243ZM243 152H242V154H243ZM253 152H254V150H253ZM257 152H258V150L256 151V154H257ZM146 153H147V151H146ZM203 153H204V152H203ZM203 153H202V154H203ZM224 153H225V152H224ZM154 154H155V153H154ZM227 154H228V153H227ZM143 155H144V154H143ZM148 155H149V153H148ZM151 155L153 156L152 153H151ZM161 156H162V155H161ZM228 156H230V154H229ZM252 156L254 157L255 155L253 154ZM205 157H206V156H205ZM231 157H232V156H231ZM257 157H258V155H257ZM260 157H261V156H260ZM260 157H259V158H260ZM142 158H143V157H142ZM145 158H146V157H145ZM150 158H151V157H150ZM154 158H155V157H154ZM158 158H159V157H158ZM160 158H161V157H160ZM201 158H202V156H201ZM201 158H200V159H201ZM206 158H207V157H206ZM263 158H264V157L262 156L260 159H263ZM250 159H251V158H250ZM260 159H259V160H260ZM149 160H150V159H149ZM149 160H148V161H149ZM246 160H249V159L246 158ZM246 160L244 159L243 162L246 163V162H247ZM252 160H254V159H252ZM185 161H186V160H185ZM194 161H195V160H194ZM245 161H246V162H245ZM255 161H258V160L256 159ZM143 162H144V160H143ZM186 162H187V161H186ZM198 162H200V161H197V163H198ZM201 162H202V161H201ZM212 162H213V161H212ZM248 162L250 163V160H249ZM248 162H247V164H248ZM259 162H260V161H259ZM152 163H153V162H152ZM202 163H203V162H202ZM261 163H262V162H261ZM140 164H141V163H140ZM145 164H146V163H145ZM149 164H150V163H149ZM149 164H148V165H149ZM154 164H155V163H154ZM185 164H186V163H185ZM200 164H201V163H200ZM256 164H257V163H256ZM141 165H142V164H141ZM163 165H164V164H163ZM165 165H166V163H165ZM165 165H164V166H165ZM196 165H197V164H195V166H196ZM142 166H143V165H142ZM142 166H141V168H142ZM145 166H146V165H145ZM150 166H153V165H150ZM155 166H156V165H155ZM157 166H158V165H157ZM188 166H189V165H188ZM188 166H187V167H188ZM192 166H193V165H192ZM183 167H184V166H183ZM185 167H186V166H185ZM217 167H218V166H217ZM261 167H262V166H261ZM158 168H159V167H158ZM191 168H192V167H191ZM195 168H196V167H195ZM142 169H143V168H142ZM145 169H146V168H145ZM148 169H149V168H148ZM150 169H152V168H150ZM164 169H165V168H164ZM174 169H175V168H174ZM199 169H200V167H199ZM152 170H154V169H152ZM152 170H151V171H152ZM158 170H160V169H158ZM179 170H180V169H179ZM179 170H178V171H179ZM197 170H198V169H197ZM145 171H146V170H145ZM187 171L190 172V170H187ZM194 171H195V170H194ZM217 171H218V170H217ZM147 172H148V171H147ZM149 172H150V171H149ZM169 172H171V171H169ZM200 172H201V171H200ZM145 173H146V172H145ZM154 173H155V172H154ZM159 173H160V172H159ZM176 173H177V172H176ZM179 173H181V172H179ZM183 173H184V171H183ZM197 173H198V172H197ZM48 174H49V173H48ZM147 174H148V173H147ZM177 174H178V173H177ZM191 174H192V173H191ZM153 175H154V174H153ZM158 175H159V174H158ZM167 175H168V174H167ZM182 175H183V174H182ZM187 175H188V174H187ZM189 175H190V174H189ZM192 175H193V174H192ZM200 175H201V174H200ZM143 176H144V175H143ZM146 176H147V175H146ZM155 176H157V175L155 174ZM190 176H191V175H190ZM195 176H197V175H195ZM51 177H52V176H51ZM144 177H145V176H144ZM150 177H151V176H150ZM157 177H158V176H157ZM177 177H179V176H177ZM183 177H184L183 179L185 180V179H186V178H185L186 176L183 175ZM192 177H193V176H192ZM202 177H203V176H202ZM202 177H201V178H202ZM217 177H219V175H218ZM153 178H154V177H153ZM160 178H161V177H160ZM187 178L190 180L189 177H187ZM224 178H225V177H224ZM55 179H56V178H55ZM145 179H146V178H145ZM154 179H155V178H154ZM162 179H163V178H162ZM162 179H161V180H162ZM192 179H193V178H192ZM196 179H197V178H196ZM199 179H200V178H199ZM155 180H156V179H155ZM155 180H154V181H155ZM168 180H169V179H168ZM174 180H175V179H174ZM38 181H39V180H38ZM152 181H153V179H152ZM157 181H158V179H157ZM157 181H156V183H157ZM177 181H178V180H177ZM180 181H181V180H180ZM191 181H192V180H191ZM200 181H201V180H200ZM147 182H148V181H147ZM158 182L160 183V180H159ZM169 182H170V181H169ZM197 182H198V181H197ZM197 182H196V183H197ZM216 182H217V181H216ZM220 182H221V181H220ZM149 183H151V181H150ZM153 183H155V182H153ZM162 183H163V182H162ZM167 183H168V182H167ZM177 183H178V182H177ZM181 183H182V182H181ZM186 183H187V182H186ZM189 183H190V181H189ZM194 183H195V182H194ZM194 183H193V184H194ZM50 184H51V183H50ZM145 184L147 185V183H145ZM160 184H161V183H160ZM175 184H176V183H175ZM187 184H188V183H187ZM218 184H219V183H218ZM225 184H226V183H225ZM233 184H234V183H233ZM233 184H231V185H233ZM236 184H237V183H236ZM236 184H235V185H236ZM45 185H46V184H45ZM150 185H151V184H150ZM157 185H158V184H157ZM165 185H166V184H165ZM171 185H172V184H171ZM182 185H183V184H182ZM208 185H209V184H208ZM227 185H228V184H226V187H227ZM161 186H162V185H161ZM177 186H178V185H177ZM190 186H191V185H190ZM194 186H195V185H194ZM194 186H193V187H194ZM210 186H211V185H210ZM224 186H225V185H224ZM233 186H234V185H233ZM159 187H160V186H159ZM229 187H230V185H229ZM40 188H41V187H40ZM40 188H39V189H40ZM110 188H111V187H110ZM112 188H113V187H112ZM145 188H146V187H145ZM169 188H170V187H169ZM180 188H181V187H180ZM180 188H179V191H180ZM196 188H197V187H196ZM224 188H225V187H224ZM234 188H235V187H234ZM39 189H37V190H39ZM173 189H174V187H173ZM177 189H178V187H177ZM187 189H188V187H187ZM190 189H192V187H191ZM194 189H195V188H194ZM220 189H221V187H220ZM238 189H239V188H238ZM183 190H184V189H183ZM207 190H208V189H207ZM225 190H226V189H225ZM229 190H230V189H229ZM116 191H117V190H116ZM158 191H159V190H158ZM186 191H187V190H186ZM215 191H216V190H215ZM151 192H153V191H151ZM161 192H163V191H161ZM183 192H184V191H183ZM183 192H182V193H183ZM191 192H193L192 194H194V191H193V190H192ZM201 192H202V191H201ZM204 192H205V190H204ZM204 192H203V193H204ZM231 192H232V191H231ZM164 193L166 194V192H164ZM172 193H173V192H172ZM180 193H181V192H180ZM182 193H181V194H182ZM187 193H188V192H187ZM205 193H206V192H205ZM44 194H45V193H44ZM150 194H151V193H150ZM153 194H154V193H153ZM156 194H158V193H156ZM156 194H155V196H156ZM165 194H164V195H165ZM175 194H176V193H175ZM184 194H185V193H184ZM188 194H189V193H188ZM188 194H187V195H188ZM195 194L197 195V192H196ZM210 194H211V193H210ZM221 194H222V192H221ZM236 194H237V193H236ZM238 194H239V193H238ZM117 195H118V193H117ZM159 195H160V194H159ZM177 195H178V194H177ZM200 195H201V194H200ZM202 195H203V194H202ZM115 196H116V195H115ZM150 196H151V195H150ZM166 196H167V195H166ZM173 196H174V195H173ZM180 196H181V195H180ZM180 196H178V197L180 198ZM185 196H186V195H185ZM185 196H184V197H185ZM194 196H195V195H194ZM204 196H205V195H204ZM207 196H210V195L208 194ZM213 196H214V195H213ZM42 197H43V196H42ZM49 197H50V196H49ZM54 197H55V196H54ZM160 197H161V196H160ZM164 197H165V196H164ZM184 197H182V198H184ZM189 197H190V196H189ZM189 197H188V198H189ZM210 197H211V196H210ZM231 197H232V195H231ZM233 197H234V196H233ZM235 197H236V196H235ZM237 197H238V196H237ZM237 197H236V198H237ZM39 198H40V196H39ZM39 198H38V200H39ZM115 198H116V197H115ZM149 198H150V197H149ZM154 198H155V197H154ZM168 198L172 199L173 197H172V198H171V197H168ZM185 198H186V197H185ZM197 198H198V197H197ZM199 198H200V197H199ZM213 198H214V197H213ZM221 198H222V197H221ZM42 199H43V198H42ZM191 199L193 200V198H191ZM209 199H210V198H209ZM215 199H216V198H215ZM225 199H226V198H225ZM162 200H163V199H162ZM168 200H169V199H168ZM176 200H177V199H176ZM176 200H174V201L176 202ZM181 200H182V199H181ZM187 200H188V199H187ZM158 201H159V199H158ZM171 201H172V200H171ZM189 201H190V200H189ZM212 201H213V199H212ZM152 202H153V201H152ZM169 202H170V201H168L167 203H169ZM182 202H183V200H182ZM206 202H207V201H206ZM213 202H214V201H213ZM234 202H235V201H234ZM155 203H157V202H155ZM162 203H164V202H162ZM173 203H174V202H173ZM187 203H188V205L190 204V202H187ZM210 203H211V202H210ZM220 203H221V202H220ZM157 204H158V203H157ZM206 204H207V203H206ZM211 204H212V203H211ZM216 204H217V203H216ZM221 204H222V203H221ZM232 204H233V203H232ZM148 205H150V204H148ZM153 205H154V203H153ZM188 205H187V206H188ZM34 206H35V205H34ZM36 206H37V204H36ZM157 206H158V205H157ZM162 206H163V205H162ZM128 207H129V206H128ZM167 207H168V205H167ZM213 207H214V206H213ZM155 208H157V207H155ZM165 208H166V207H165ZM165 208H164V209H165ZM202 208H203V207H202ZM211 208H212V207H211ZM125 209H126V208H125ZM157 209H158V208H157ZM167 209H168V208H167ZM171 209H172V208H171ZM182 209H183V208H182ZM185 209H186V208H185ZM126 210H127V209H126ZM128 210H129V209H128ZM189 210H190V209H189ZM171 211H172V210H171ZM187 211H188V210H187ZM201 211H202V210H201ZM167 212H168V210H167ZM109 213H110V212H109ZM154 213H155V212H154ZM163 213H164V211H163ZM172 213H173V212H172ZM182 213H183V212H182ZM191 213H192V211H191ZM203 213H205V212H203ZM134 214H135V213H134ZM156 214H157V213H156ZM186 214H187V213H186ZM201 214H202V212H201ZM209 214H210V213H209ZM213 214H214V212H213ZM170 215H171V214H170ZM180 215H181V214H180ZM187 215H188V214H187ZM171 216H172V215H171ZM190 216H191V215H190ZM206 216H207V214H206ZM129 217H130V216H129ZM173 217H174V216H173ZM188 217H189V216H188ZM164 218H165V217H164ZM168 218H169V217H168ZM174 218H175V217H174ZM180 218H181V217H180ZM180 218H179V219H180ZM128 219H129V218H128ZM163 221H164V220H163ZM167 221H169V220H167ZM180 221H181V222H185V221H182V219H181ZM160 222H161V221H160ZM169 222H170V221H169ZM176 222H177V221H176ZM161 224H162V223H161ZM163 224H164V222H163ZM182 224H183V223H182ZM186 224H187V223H186ZM261 239H263V238H261ZM249 262H250V261H249Z\"/></svg>",
    "mask_w": 264,
    "mask_h": 264
}]
</instances>
